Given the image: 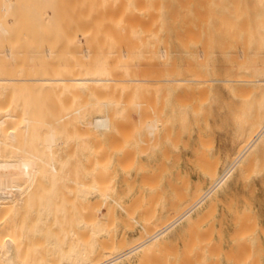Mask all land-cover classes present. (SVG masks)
I'll return each instance as SVG.
<instances>
[{
  "label": "bare ground",
  "instance_id": "bare-ground-1",
  "mask_svg": "<svg viewBox=\"0 0 264 264\" xmlns=\"http://www.w3.org/2000/svg\"><path fill=\"white\" fill-rule=\"evenodd\" d=\"M120 1V0H119ZM118 1V2H119ZM34 2H35V6H36V8H37V10H38V14H39V19H40V22H45V19L46 18H49L50 19V22H52V11H53V8H54V0H34ZM121 2V7L119 6V4L117 5V7H120V12L122 11H125L127 14H128V17L127 16H125V17H123V22L122 23H124L128 28L130 27V29H132V30H144V31H153V30H161L160 32H162V30H163V32H165L164 33V35L163 36H166L165 34H167V32H168V29H169V31H170V33H171V35L168 33L167 34V37L166 38H168V35H169V38H170V36H172V34L174 35V32L172 33V31L173 30H177V28H179V31L180 30H182V29H185V30H188L187 32H189V31H191L195 36H197V37H199L200 35H206V36H203V37H207V42H206V44H204L205 42L203 41V40H201V42H202V44H204V45H202L200 42L199 43H197L196 41V39H192V42L194 43V44H190V43H192L191 42V38L192 37H190V39H188L187 41H185V39L184 40H182L183 38H181V36H180V39L182 40V41H180V39H179V43L177 44V41H175V39H173L174 40V43L175 44H173V46L174 45H178V49H179V44H180V46H182V48L181 49H183V57H184V62H185V67L183 68V69H185L184 70V74H183V76H181L182 74V72H180V70L179 69H181V68H179L178 70L179 71H177V73H175L174 71V69H176V68H174L173 67V72H172V70H171V72L172 73H174L175 74V77H176V74H178V72H179V76H181V77H173L174 75L170 72L169 73V71H170V69L171 68H169L168 66H164V68L165 67H168V69H167V72H166V74L163 72H160L162 69L161 68H163V67H161L160 69L159 68H156L155 69V67L156 66H154L155 64H156V61L158 62V60L157 59H159V58H163L164 60L166 59V58H168L169 57V55H168V53L170 52H168L167 50H168V45H170V43H168V41L166 42L165 41V37L164 38H162V39H164V41L166 42V43H168L167 45H166V43L165 42H163L162 40V44H164V45H162V47L163 46H166L165 48H163V50H165L166 48V51H163L162 49L160 50L159 48L161 47V46H156L155 44L157 43V41H156V43L154 44L155 46H156V48L157 47H159L158 49L161 51L160 53V57L158 56V58L156 57V54L154 53L155 52V50H154V48H153V50L150 52V54H149V56H150V58L152 59V60H154V62L155 63H153V61L152 60H150V61H152V62H149V64L150 63H152V72H153V70H155V72L157 73H161L162 75L164 74V78L163 79H160V76H162L161 74H160V76H157V75H155V78H159V80H157V79H155V78H153L154 76L152 75V72H151V74H148V75H150V79H147V78H149V77H145V78H140L139 76H137L138 74H136L135 75V73L134 74H132V73H130L129 72V70H128V73H130L129 74V77L130 76H132V75H134V77L132 78V77H130V79L128 78V79H125L124 77H122L123 79H125V80H120V82H121V84L123 83V86H124V84L126 85V86H128L129 85V87H130V89L131 88H134L135 89V91L137 92V90H138V95L140 94V92L142 93L143 91H144V89L145 88H142L141 86V84H145V85H149V86H151V87H154L155 89L156 88H158V87H163V88H166L168 91H170L171 89H176V88H178V89H180L181 87L182 88H184V87H188L189 85H193V86H199V87H197V89H199V90H201L203 87L206 89L207 87L209 88V90H211V94L212 93H215V96H214V98H215V102H216V104H219L220 105V107L218 108V115L220 116V114H224L222 117H223V119H222V121L223 120H225V121H223V123H225L226 121L227 122H229L230 124H231V126L230 127H233L234 128V139H233V141H232V144H231V148H230V150H228V151H226V153L225 154H223V155H220V154H215L214 156H213V158L211 159V161L208 159V162L206 163V161H202V163H203V165H202V168H201V170L203 169V167H205L204 169H206V167H207V165H208V167L207 168H209V167H211V168H209L210 169V172L208 173L207 172V174H206V172H205V170L203 171V172H205V174L207 175V177H208V180H207V184H203V186L201 185H199L198 183H195L194 185H196V184H198L196 187H195V192H194V190H192L193 191V193H192V191H191V193L193 194H191L192 196H190V195H184V194H186V192L184 193V194H182L181 195V193L179 192H177V194L179 195L178 196V198H177V196H176V201H174V202H176V203H174L173 201V203H171V200H170V203H163L164 201H162V200H160L161 202H162V204L160 205L161 206V208H160V210L159 211H161L162 210V212L158 215L159 217H157L156 215H155V213H153V211H155V210H153L152 212H151V210L152 209H154V205H153V203H151V206L153 207H150L151 208V210L149 211V209L150 208H148L149 207V202H147V204H148V206H145L144 208L142 207V208H140V214H138L139 216L137 217V218H139L137 221H139L140 222V224H141V229H142V231H141V234H140V231H139V234H140V236L138 235V238L137 239H132L131 238V240H129L127 237H125L124 236V230L122 231L123 232V237H121L120 236V239H117V238H115L114 236H116V234L113 236V237H111L112 235H113V233H115V232H112V235H111V232H110V238L108 237V240L106 239V238H102V240L100 241V239H99V237L100 236H105V235H107V233L109 232V228H111V226L113 225V227H112V229L113 230H116V229H118V228H115L116 227V225L119 223V222H117V224H113V222L115 221V223H116V221L117 220H115L114 219V217L113 216H107V220H106V216H105V214H107L106 212L104 213V219H102L103 218V215H101V213H100V217L99 218H101L102 220H105V221H102L101 219H99V218H97V214H95V211L94 210H96L97 209V206H101L100 204H98V203H95L97 206H96V208L94 207L95 206V204L94 203H92L91 204V206L89 205V207H88V204H87V208L85 207V205H86V203L83 205V206H81V204L82 203H80V205L77 203V205H79V206H77L76 205V207L75 206H73L74 204L72 203V204H70L69 202H68V204H67V201L66 200H62V203L64 202V204H62L63 206L62 207H64L65 208V206H68L69 205V211H70V216H71V219H72V222H74V223H77V222H79V220H80V217H81V215H85V214H82V210H80L79 209V207L80 208H83V207H85L84 209L86 210V212H84L83 211V213H86V216L85 217H83L82 216V218H85V219H83L84 221H86V224H85V222H84V224L85 225H83V226H86L87 227V232L85 231L86 229L83 227V229H82V231L84 230L85 232H79V236H77V237H80L79 239H82V244H81V242H80V240L76 237V235L78 234V233H76L77 231H75V235H73V233L71 232V231H73V230H71L70 232L72 233V236L75 238V241L74 240H71V238L69 237V234H68V237L70 238H65L66 236H67V232L66 233H63V235L62 236H60V240H59V235L57 236V235H55V234H53V238H52V235H50L52 232H50L51 230H52V228H54L55 229V227H56V225H55V227H53V222H52V218H51V220H50V224L48 225V226H46L47 225V222L49 223V221L47 220L50 216H52V215H46L45 214V212H46V210L48 211V210H51V208H48V207H50L49 205L51 204L52 206L51 207H55L54 205H56V204H53V203H56L58 200H61L60 199V196H55L54 195V193H52V191L54 192V190H56V186H54V185H56V182L58 181V180H61V178L62 177H60V173L58 172V170H57V168L56 167H58L60 164H57L58 166H56L55 165V161H56V158L54 157V156H56V154L54 155V152H55V150L56 149H59V141L61 140H59V135H61L60 134V132L61 131H64L65 130V125H66V123H65V121L66 122H68V123H71V119L73 118L74 119V117L75 118H77V121H78V117L80 116V114H81V111H82V113L84 114V112H83V108L84 107H79V108H72V109H74L72 112H70L69 114L67 113L65 116L62 114V116L60 115V117H61V119H60V117L58 118V119H56V120H54L52 117H46L45 116V118L44 117H41L42 115H40V114H37V115H39L38 117H41L40 119H38V117H37V115H35V116H32V115H34L33 113H30V111L29 110H24V113L26 114V113H28V111H29V113H30V115H28V117L29 116H31L32 118L31 119H29L26 115H24L23 114V112H21L24 116H22V117H18L17 116V114H19L18 112H17V109L16 108H18V104L19 103H17V101L18 100H16V102L14 103V104H16V105H18V106H16L15 107V110L14 111H12V110H7V108H6V110H3L2 109V112L0 111V113H1V116H0V212L3 210V209H5V208H8V210L7 209H5V212H6V210L8 211L6 214L7 215H5V212H1L0 213V215L2 216V218H3V215H5V216H10L9 215V213L12 211V213L15 211V210H17L18 211V209H20L21 208V210H19L20 212H19V214L20 213H23L24 215H25V213H26V215L25 216H31L30 215V213L31 212H28V211H25V213L23 212V210H28L29 209V207H31L32 206V201H33V203H34V201H35V206L33 205V208H30L29 210L30 211H32L33 209H35L36 207H37V209H38V206L40 207V205L43 203V204H45L46 203V201L48 200L49 201V205H47V204H45V205H43L44 207L47 205V208L48 209H45V211L44 212H42V215L41 214H39L41 211L40 210H38L37 212V214H39L38 216H35V219H36V217H38L37 218V220L38 221H35L36 223H38L39 221L44 225V226H46L44 229H46V228H48L49 229V232L48 231H46V232H48V233H50L49 235H46L47 233H45L44 232V235H43V237L46 235V238L47 239H49V241H46V238L44 237H42L41 238V240L40 241H42L43 240V244H45V242H47V244L48 245H43L42 244V242H40V245H39V242H38V248H36L37 247V245H36V247H32V246H27L28 248H26V249H29V247H32L33 248V250H31V249H29V251L28 250H22L24 247V245H26V244H24V242H23V244H22V242H21V244L23 245V246H21L20 245V247H18V248H21V249H18L19 251H18V253H21V254H23L24 253V251H26V253H25V255L24 256H26V257H28V258H26V259H29V261L28 260H25V257L24 256H22L21 255V257H22V259H21V261H22V263H21V261L19 260V258H21L19 255H18V253L16 252V254H15V251H16V247L18 246L17 245V242L20 240V238H19V236H18V238L19 239H17V238H13V237H10V230H12V225H11V229L9 228V231H8V229H7V231H8V234H6L5 232H7V231H5L6 230V227H5V230H3V227L4 226H2V225H4V222L0 225V264H26V263H30V259L32 258V260L35 262V264L36 263H38V261H39V263H41V262H44V263H41V264H53V262H54V260L51 262L50 260H51V258L49 257V258H45L44 260L46 261V259H50V260H48L49 262H45V261H42V260H37V259H41L42 257L44 258V256H48V255H50V254H48V255H46L47 254V251H48V249L49 248H51V249H49V251L50 250H52V248H53V246H55L56 244H59L60 246L61 245H63L62 244V241L61 240H63L64 242L67 240V244H66V242H65V246L66 245H68L67 247H69V248H67V247H65V250H67L66 251V257H65V255L63 256V246H61L62 248H60L59 246V248L58 249H60L61 250V252H60V250H58L57 252H59V254H61L62 256H63V258L65 257V259H63L64 261H61L60 260V257H61V255H59L58 253H56V248L54 249L53 248V250H52V253L54 254V257H56V254H57V259H58V264H133V263H131V261H135V260H131L130 259V257L131 256H135V258L137 259V263L136 264H240V261L241 260H244V261H242L241 263H243V264H263L264 263V259L262 260V257H261V255H262V253H261V255H260V252H257V254L256 253H253L254 251H256V249L253 251V252H251V253H249L250 252V247L248 246V247H245V248H240L242 251H240V250H238V248H237V246L238 247H240V245L242 244V243H244L245 242V244H243L244 246H246L247 244H246V239H247V236L248 235H250V234H246V232L245 231H248L249 229L251 230V229H255V228H253L254 227V222H253V224L251 225L250 224V222H249V224H250V228H245L244 227V225H245V223H246V219H249V218H247V217H249V216H251L250 214H245L244 212V208H243V210L242 211H244L243 213H241V215H240V209H239V207L238 206H236V205H234L233 203H229V202H233V199L232 198H230V200L228 201V203H224L222 206H223V208H224V210H223V212L221 213V216L220 217H218L219 215H220V213H219V215L217 216V207H214V206H216V203L214 204V203H212V202H215L216 201V198H215V201H213V200H211V198L213 197V195L215 196V194H217L218 192H221V191H223V190H225L229 185V182H230V180H231V178H232V175L234 174V172H236V170H238V171H240V169H241V171H242V168L244 169H246V168H248L249 167V162H247V166L248 167H246L245 165L243 166V163L244 162H246V161H248V159L250 158V156H251V159H253V157L252 156H254L255 154H253L254 152H256V151H254L255 149H257L258 147H260L261 146V144L263 143V145H264V0H121L120 1ZM2 3V2H1ZM117 4V3H116ZM122 7L124 8L123 10H122ZM0 11H1V13L3 12V14L6 16V15H8V13L10 12V9H11V5L10 4H8V0H5L4 2H3V4L1 5V7H0ZM118 9V8H117ZM119 11V10H118ZM116 12H117V10H116ZM120 12H119V14H120ZM121 12V13H122ZM118 13V12H117ZM124 13V12H123ZM2 15V14H1ZM121 16V15H120ZM116 18H118L117 16H116ZM121 18H122V16L121 17H119V20H121ZM124 18H125V20H124ZM4 19V18H3ZM126 19H128L127 21H126ZM130 20V21H129ZM45 24L48 26L47 28H48V30H53V28L50 26L49 27V25H48V23L47 22H45ZM2 25H4V24H0V37H5L7 34H8V32H7V30L5 29V28H3L2 27ZM119 25V24H118ZM124 25V26H125ZM121 27V26H120ZM117 28V27H116ZM172 28H176V29H172ZM170 29H172V31L170 30ZM125 30V29H124ZM128 30V29H127ZM127 30H125V32H127ZM132 30H131V32H132ZM184 30V31H185ZM193 30V31H192ZM194 30H196V31H194ZM122 31V30H121ZM156 31H153L152 33H155ZM167 31V32H166ZM178 31V30H177ZM177 31L175 32V33H177ZM184 31H183V33H184ZM199 31V32H198ZM49 32H51V31H49ZM143 32V31H142ZM181 32V31H180ZM186 32V31H185ZM186 32V34H191V33H187ZM119 33V32H118ZM116 33L117 35H118V37H120L121 35H122V37L126 34V33ZM132 33H136V32H132ZM152 33H150V34H152ZM182 33V36H184V37H188V35L187 36H185L184 34ZM139 34V33H138ZM138 34H136V35H138ZM147 34V33H146ZM145 34V35H146ZM161 34V33H160ZM179 34V33H178ZM178 34H175V36H172V37H176V35H177V37L179 38V35ZM181 34V33H180ZM127 35V34H126ZM125 35V36H126ZM135 35V36H136ZM144 35V36H145ZM157 36L159 35V34H156ZM156 35H154L153 34V36L155 37ZM125 36L123 37V38H125ZM129 37V39L132 41V44L130 45V46H128V47H130V48H128V51L129 52H126L127 53V56L126 57H129L128 56V53H132V51H130L129 49H134V48H132L133 46H134V42H138L137 40H135L134 38V41H133V39L132 38H130L131 36L130 35H128ZM134 36V37H135ZM140 36V39H141V37H143V35L141 36V35H139ZM148 36H149V34H148ZM159 36H161V35H159ZM159 36H158V38H159ZM190 36V35H189ZM122 37H120V38H118V40L119 41H121L122 39ZM199 37V38H200ZM137 38H138V36H137ZM200 38V39H201ZM139 39V40H140ZM144 39V38H143ZM155 39V38H154ZM145 40V39H144ZM148 41H149V39H147ZM146 40V41H147ZM153 40V39H152ZM159 40V39H158ZM167 40V39H166ZM168 40H170V39H168ZM173 40H172V42H173ZM177 40V39H176ZM117 41V40H116ZM141 41V40H140ZM143 41V40H142ZM151 41V40H150ZM154 41V42H155ZM121 42H125L124 40H122ZM144 42V41H143ZM153 42V41H152ZM153 42V43H154ZM121 44L122 45V47H123V45L124 44ZM159 43V42H158ZM201 44V46H202V49L200 50V49H198V47H197V49L199 50L198 51V53L196 54V52H195V54L193 53V52H191L192 50H189V48L191 47H189V45H195V44ZM136 44H139V43H136ZM143 45V44H142ZM120 46V45H119ZM155 46H153V47H155ZM168 46V47H167ZM197 46H199V45H197ZM121 47V46H120ZM137 46H135V48H136ZM143 47H144V45H143ZM175 47V46H174ZM177 47V46H176ZM175 47V48H176ZM151 48V47H150ZM150 48H149V50H150ZM173 48V47H172ZM204 48V49H203ZM9 49V48H8ZM117 49H119V48H117ZM117 49H115V51H117L118 52V50ZM139 49V48H138ZM142 49H145V47L144 48H142ZM180 49V50H181ZM6 50V49H5ZM11 49H9V51L8 50H6L5 52H6V54H5V52H4V54L3 55H5L4 57H5V59L7 58V59H10V60H12V58L11 57H13V55H12V53H11V51H10ZM13 50V49H12ZM136 50V49H135ZM148 50V51H149ZM169 50H170V48H169ZM134 51V50H133ZM144 51H146V49L144 50ZM176 51V50H175ZM116 52V53H117ZM138 52V51H137ZM137 52H135L133 55H134V58H135V56H139L140 57V55H137ZM168 52V53H167ZM179 52V51H178ZM11 53V55H9ZM139 53V52H138ZM141 53V52H140ZM143 54L142 55H145L144 54V52H142ZM193 53V54H192ZM1 54V53H0ZM43 54H45V55H43L44 56V58L47 60V59H49V58H51V55L53 54V52H52V50L50 51V49H48V50H45V51H43ZM123 54H124V52H123ZM171 54V53H170ZM172 54H175V53H172ZM181 54V53H180ZM118 55V54H117ZM125 55V54H124ZM123 55V56H124ZM133 55L131 56V59H129V60H132V57H133ZM141 55V56H142ZM147 55V54H146ZM159 55V54H158ZM195 55V56H194ZM1 56H2V54H1ZM123 56H122V60L124 59L123 58ZM148 56V57H149ZM88 57V56H87ZM125 57V58H126ZM146 57V56H145ZM1 58V57H0ZM179 58V57H178ZM6 59V60H7ZM120 59V58H119ZM118 59V60H119ZM138 59V58H137ZM144 59H146V58H144ZM175 59V58H174ZM194 60L195 62H194V65L193 64H191L192 62H191V60ZM14 60V59H13ZM51 60V59H50ZM126 60L128 61V59L126 58ZM166 60H168V59H166ZM180 60V59H179ZM178 60V61H179ZM30 61H32V60H30ZM127 61H125V63H127ZM135 61V60H134ZM144 61V60H143ZM149 61V60H148ZM161 61V60H160ZM1 63H3L2 61H0ZM6 62H9V61H5L4 63L5 64H2V66H0V67H2V69L0 68V71L1 70H4L3 69V67H4V65H8V64H6ZM136 62V61H135ZM140 62H142V61H140ZM147 62V59H146V61H145V63ZM162 62H163V60H162ZM167 62V61H166ZM165 62V63H166ZM169 62V61H168ZM191 62V63H190ZM10 63H12V62H10ZM32 63V62H31ZM130 63V62H129ZM139 63V62H138ZM144 63V64H145ZM180 63V62H179ZM178 63V64H179ZM182 64H183V62H181ZM14 64V63H13ZM128 64V63H127ZM136 64V63H135ZM140 64V63H139ZM138 64V65H139ZM142 64L143 63H141V66H142ZM143 64V65H144ZM154 64V65H153ZM12 65V64H11ZM15 65V64H14ZM14 65H13V67H14ZM90 65H92V64H89V67H90ZM129 65V64H128ZM130 65H132V64H130ZM137 65V64H136ZM138 65H137V68H138ZM145 65H147L148 66V62H147V64H145ZM144 65V66H145ZM156 65H158V63L156 64ZM167 65V64H166ZM16 66V65H15ZM126 66V65H125ZM141 66H140V69L139 70H141L140 72H139V74H141V72L143 73V72H145V74L143 73L142 75H147V73H148V71H147V67H146V69L144 68V66H142V68H141ZM159 66V65H158ZM172 66H174V61H173V64H172ZM12 67V68H13ZM18 67V66H17ZM32 67V66H31ZM43 67V66H42ZM120 67H122V66H120ZM133 67H135V65L133 66ZM132 67V69H130V70H134V72H135V69ZM150 67V66H149ZM148 67V68H149ZM177 67V66H176ZM183 67V66H182ZM6 68H7V66H6ZM5 68V69H6ZM8 68H9V66H8ZM30 68V67H29ZM50 68H52V67H50ZM128 68V67H127ZM130 68H131V66H130ZM15 69V68H14ZM20 69V68H19ZM166 69V68H165ZM10 70V69H9ZM21 70V69H20ZM83 70V69H82ZM81 70V71H82ZM143 70H145V71H143ZM157 70V71H156ZM160 70V71H159ZM17 71V70H16ZM15 71V73L17 74V72ZM147 71V72H146ZM210 71V78L209 79H207V77L205 76L206 74H207V72H209ZM1 73H2V71H1ZM0 73V74H1ZM10 74H11V72H9ZM22 73H23V71H22ZM122 73V72H121ZM124 73V72H123ZM157 73V74H158ZM21 74V73H20ZM94 74V73H93ZM120 74V73H119ZM118 74V75H119ZM126 74V73H125ZM12 75V74H11ZM116 73H115V75H113V76H117V77H120L121 75H119L118 76ZM10 76V75H9ZM15 77H17L16 75H14ZM41 76H43V75H41ZM58 76V75H57ZM69 76L71 77V75L69 74ZM74 76H76L77 77V75H74ZM74 76H73V78H74ZM80 76V75H79ZM125 76V75H124ZM136 76V77H135ZM152 76V77H151ZM46 77V76H45ZM30 78V79H13V78H9V77H7V76H5V75H0V85L1 86H3V85H11V86H13V87H10L11 88V90H10V93H11V96L13 95V97H14V99H15V96H14V94H18V93H20V95H19V97L20 98H22L26 93H28V92H26L25 93V91L23 92V85H21V84H26V85H24V86H26V87H28V88H26V87H24V89L26 88V89H29V87H31L32 86V88L34 87V88H38L39 89V92H40V90L42 89V86L41 85H43V87L45 88L46 87V90H49L50 92H53L54 90L55 91H59L60 89H66V91H67V89L69 88V87H74V86H79V85H81V86H86L88 89H89V91H90V93H91V91H99L100 93H103V91L101 92V90H102V85L104 86V85H106V84H108L107 82H115V81H106V80H102V78L100 79H91V78H89V79H84V78H82V79H70V78H62L61 76L60 77H55V78ZM67 77V76H66ZM116 77V78H117ZM205 77H206V79H205ZM115 78V77H114ZM121 78V77H120ZM121 78V79H122ZM162 78V77H161ZM118 82V81H117ZM106 83V84H105ZM19 84V85H18ZM29 84H31L30 86H29ZM14 85H16V87H17V89H15L16 87L14 86ZM18 85V86H17ZM35 85V86H34ZM109 85V84H108ZM112 85V84H111ZM141 85V86H140ZM206 85V86H205ZM0 86V87H1ZM19 86H21V89L19 88ZM193 86H191L190 88L192 89V87ZM201 86V87H200ZM203 86V87H202ZM15 87V88H14ZM52 87H53V90H52ZM55 87H56V89H58V88H60V89H58V90H56L55 89ZM137 87H140V88H137ZM12 88L14 89L13 91H12ZM42 89L41 91L43 92V90H45V89ZM49 88V89H48ZM196 87H194L193 89H195ZM203 88V89H204ZM208 88L206 89V90H204V91H202V93L204 92V93H206L207 92V90H208ZM113 89V88H112ZM130 89H128L129 90V92H130ZM137 89V90H136ZM148 89V88H147ZM202 89V90H203ZM8 90V89H7ZM7 90L5 91V92H7ZM30 90V89H29ZM70 90H72L71 88L68 90V91H70ZM118 90H120V89H118ZM127 90V91H128ZM140 90H142V91H140ZM152 90V89H151ZM181 90V89H180ZM184 90V92H186L185 90H187V88L185 89H183ZM198 90V91H199ZM2 91V90H1ZM9 91V90H8ZM22 91V92H21ZM48 91V92H49ZM65 91V90H64ZM126 91V93L124 94V96L125 95H127L126 97H128V95L129 94H127V93H129V92H127ZM134 91V92H135ZM147 90H145L144 92H146ZM188 91V90H187ZM212 91H214V92H212ZM3 92V91H2ZM2 92H0V93H2ZM14 94H13V93ZM16 92V93H15ZM60 92H63V90H61ZM70 92H77V90L76 91H74V89H73V91H70ZM88 92V91H87ZM109 92H110V90H109ZM135 92V93H136ZM148 92V91H147ZM164 92V91H163ZM191 92V91H190ZM209 92V91H208ZM25 93V94H24ZM44 93V92H43ZM47 93V92H46ZM74 93V94H75ZM94 92H92L91 94H93ZM112 93H114V91L112 92ZM116 93H117V91H116ZM115 93V94H116ZM155 93V92H154ZM180 93V92H179ZM193 93H195L194 91H193ZM192 92H191V94H193ZM202 93H200V91H199V97L201 96L200 94H202ZM204 93L202 94L203 96H202V98H204V97H206V95L204 96ZM209 93V94H210ZM8 94H9V92H8ZM21 94H24L23 96L21 95ZM49 94V93H48ZM53 95H57V94H54V93H52ZM90 94V95H91ZM96 93H94V95H95ZM134 94V93H133ZM143 94V93H142ZM188 95H189V93H187ZM186 94V95H187ZM1 95V94H0ZM68 95V94H67ZM90 95H89V97H90ZM100 95V94H99ZM113 95V94H112ZM111 95V96H112ZM116 95H118V93L116 94ZM141 95V94H140ZM144 95V97H147L146 96V94H143ZM155 95V94H154ZM196 94H194V96H195ZM197 95V96H198ZM208 95V94H207ZM213 95V94H212ZM217 95V96H216ZM220 95H224L225 97H223V96H221L220 98H219V96ZM4 96L5 97H7L6 96V94L4 93ZM75 96H78V93L77 94H75ZM87 96V93H86V95H85V97ZM110 96V97H111ZM151 96V97H150ZM149 97L150 98H148V100L150 99V100H153V99H151L152 98V96H153V94H152V91H151V95H150ZM161 96H162V94H161ZM211 96V95H210ZM9 97H10V94H9ZM9 97H7L8 99H9ZM100 97H104V96H102V94H101V96H98V98L100 99ZM176 97V96H175ZM179 96H177V98H178ZM189 97V96H188ZM223 97V98H222ZM11 98V97H10ZM17 98H18V96H17ZM20 98H18V99H20ZM53 98V97H52ZM75 98V97H74ZM73 98V100L75 101V99ZM118 98H119V96H118ZM132 98V97H131ZM156 98V97H155ZM202 98H201V100H202ZM208 98V97H207ZM219 98V99H218ZM4 99V98H3ZM6 99V98H5ZM7 99V100H8ZM13 99V98H12ZM12 99H10V100H12ZM67 99V98H66ZM69 99V98H68ZM77 99V98H76ZM87 99V98H86ZM86 99L84 98V99H82L81 98V105H83L84 103H87V102H84L83 104H82V102L83 101H86ZM107 99V98H106ZM124 99H126V98H124ZM129 99H130V97H128L127 98V100H124L122 103H124L125 101L128 103L129 102ZM134 99V98H133ZM178 99H180V97L178 98ZM182 100L184 99L183 98V96H182V98H181ZM186 99V98H185ZM190 99V98H189ZM188 99V100H189ZM65 100V99H64ZM201 100H200V98H199V101L201 102ZM205 100H207L206 98H205ZM204 100V101H205ZM214 100V99H213ZM13 101L14 100H12V102L11 103H13ZM32 101V100H31ZM57 101V100H56ZM96 101H98V100H96ZM96 101H95V103H96ZM100 101H101V99H100ZM109 101H110V99H109ZM114 101H116V100H114ZM131 101V100H130ZM145 101V100H144ZM161 101V100H160ZM167 101V100H166ZM179 101V100H178ZM181 101V100H180ZM196 101V100H195ZM1 102V101H0ZM4 102L6 103V101L4 100ZM19 102V101H18ZM30 102V101H29ZM41 102V101H40ZM64 102V101H63ZM91 102V101H90ZM93 102V101H92ZM141 102H143V101H141ZM154 102H156L155 100H154ZM162 102V101H161ZM188 102V101H187ZM209 102V101H208ZM214 102V101H213ZM215 102H214V104H215ZM218 102V103H217ZM25 103H28V102H25ZM39 103V102H38ZM44 103V102H43ZM118 103V102H117ZM210 103V102H209ZM2 104H4V103H2ZM8 104H9V100H8ZM14 104H10L9 106H8V108H12L13 106H14ZM36 104V103H35ZM88 104H89V101H88ZM93 104V103H92ZM126 104V103H125ZM124 104V105H125ZM180 104V103H179ZM184 104V103H183ZM182 104V105H183ZM195 104H196V108L195 107H193V108H195V110L197 109V103L195 102ZM194 104V105H195ZM201 104V103H200ZM46 105H48V104H46ZM60 105V104H59ZM65 105L66 104H64L63 105V107H65ZM70 105V104H69ZM90 105V104H89ZM137 105V104H136ZM145 105V104H144ZM147 105V104H146ZM160 105H162V103H160ZM181 105V106H182ZM38 106V105H37ZM36 106V107H37ZM43 106V105H42ZM44 106H45V104H44ZM58 106V105H57ZM139 106V105H138ZM151 106H152V104H151ZM180 106V105H179ZM180 106V107H181ZM193 106V105H192ZM218 106V105H217ZM2 107V106H1ZM4 107V106H3ZM26 107H28V106H26ZM39 107V106H38ZM51 107V106H50ZM60 107V106H59ZM66 109H68L69 107L66 105ZM72 107V106H71ZM76 107V106H75ZM161 106H159V108H160ZM200 107V106H199ZM210 107V106H209ZM10 108V109H11ZM53 108H54V106H53ZM89 108H90V106H89ZM158 108V109H159ZM183 108V107H182ZM184 108H185V106H184ZM188 108V107H187ZM203 108V107H202ZM13 109V108H12ZM31 109V108H30ZM36 109V108H35ZM40 109V108H39ZM114 109V108H113ZM120 109V108H119ZM118 109V111H120ZM152 109V108H151ZM157 109V108H156ZM171 109V108H170ZM173 109V108H172ZM200 109V108H199ZM22 110H23V108H22ZM32 110V109H31ZM61 109H59L58 108V114H60V113H62L61 111H60ZM69 111H70V109H68ZM68 110H66L65 111V113L68 111ZM177 111H179V109H178V107H177V109H176ZM183 110V109H182ZM192 110V109H191ZM191 110H190V112H191ZM20 111H21V109H20ZM59 111H60V113H59ZM89 111V110H88ZM115 111L116 110H114V113H115ZM142 110H140V112H141ZM158 111V110H157ZM193 111V110H192ZM201 111H202V109H201ZM225 112V113H223V112ZM14 112L16 113V114H14ZM46 112H49V111H46ZM173 112V111H172ZM183 112V111H182ZM196 112H197V110H196ZM211 112V111H210ZM3 113H5L4 115H2ZM64 113V114H65ZM112 113V112H111ZM142 113V112H141ZM202 113H204V112H202ZM208 113V112H207ZM32 114V115H31ZM42 114H43V116H44V113L42 112ZM47 114V113H46ZM45 114V115H46ZM57 114V115H58ZM115 114H117V112L115 113ZM159 114V113H158ZM157 114V115H158ZM209 114V113H208ZM50 115H51V112H50ZM109 115H112V114H109ZM142 115H144L145 116V114H142ZM149 115H150V112H149ZM149 115H147V116H149ZM153 115H155V112H153ZM20 116V115H19ZM49 116V115H48ZM64 116V117H63ZM119 116V115H118ZM183 116V115H182ZM184 116H185V114H184ZM196 116V115H195ZM200 116H203V115H200ZM199 116V117H200ZM209 116H210V114H209ZM33 117H37V119H34ZM63 117V118H62ZM81 117V116H80ZM109 116H95V117H93L91 120H89V121H87V122H83V121H79V124H78V126H76L77 124H75V122H73L72 121V123L73 124H75V127L76 128H78L79 127V129H78V131H81V133L83 134V135H85L86 136V134L87 135H89V137H95L96 135H97V137H98V134L99 135H101V133H103V132H105V131H107V130H109V118H111V117H109ZM143 117V116H142ZM151 117V116H150ZM149 117V118H150ZM206 116H204V118H205ZM213 117V116H212ZM221 117V118H222ZM20 118V119H19ZM42 118H44V120L42 119ZM48 118V119H47ZM53 120H52V119ZM71 118V119H70ZM83 118V117H82ZM126 118H127V116H126ZM145 118V117H144ZM186 118V117H185ZM196 118H197V116H196ZM45 119H47V120H45ZM114 119V118H113ZM169 119V118H168ZM181 119H182V117H181ZM191 119H194V117L192 116L191 117ZM32 120V121H31ZM36 120V121H35ZM40 120V121H39ZM64 122H63V121ZM140 120H142V118L141 119H139V121ZM145 120V119H144ZM170 120V119H169ZM185 120V119H184ZM183 120V121H184ZM15 121H20V124H17V128L16 129H13L12 127V124H10L11 122L12 123H17V122H15ZM37 121H39L38 123H36ZM44 121L46 122L47 121V123H46V125H44L45 123H44ZM49 121V122H48ZM54 122V123H52V122ZM58 123L57 125L58 126H60V127H56V122ZM60 121H61V123H60ZM70 121V122H69ZM160 121V120H159ZM162 121V120H161ZM164 121V120H163ZM195 121V120H194ZM219 121H221L220 119H219ZM9 124H8V123ZM42 122H43V124H42ZM117 122V121H116ZM121 122V121H120ZM145 122V121H144ZM175 122V121H174ZM181 122H182V120H181ZM180 122V123H181ZM32 123V124H31ZM62 123H64V124H62ZM72 123H71V129L73 130L74 128H73V126H72ZM115 123V122H114ZM118 123V122H117ZM131 123V122H130ZM130 123H128L129 125H130ZM141 123V122H140ZM143 123V122H142ZM158 122H157V120H156V118L153 120L152 119V121H150V122H147L146 124H145V128H146V130L148 131V135L150 136V137H152V136H156L155 134V131L157 130V128H158V124H157ZM162 123V122H161ZM169 123V122H168ZM13 124V125H14ZM39 125V124H42V125H44V130H42L41 132H40V130L39 131H36V129H38L39 127L41 128L42 127V125L40 126L39 125V127L37 128V126H35V125ZM53 124V125H52ZM55 124V125H54ZM138 124V123H137ZM160 124V123H159ZM195 124V123H194ZM205 124V123H204ZM207 124V123H206ZM16 125V124H15ZM14 125V127H16ZM20 125V126H19ZM31 125H32V127L34 128V126H35V131L33 130V128H31ZM34 125V126H33ZM69 125H67L66 126V129L68 128L69 129ZM117 125H119L120 126V128L123 126L122 124L120 125V124H117ZM129 125L127 126L129 129H130V127H129ZM136 125V124H135ZM140 125V124H139ZM138 125V126H139ZM162 125V124H161ZM9 126H11L9 129H5V127L7 128V127H9ZM53 126H54V128H53ZM81 126H83V127H85V128H83V127H81ZM182 126V125H181ZM180 126V127H181ZM200 125H198V127H199ZM215 126V125H214ZM228 126V127H229ZM81 127V128H80ZM125 127V126H124ZM124 127H122V128H124ZM185 127V126H184ZM191 127V126H190ZM210 127H211V125H210ZM61 129V131H58L57 129ZM121 128V129H122ZM126 128V127H125ZM143 128V127H142ZM192 128V127H191ZM202 128V127H201ZM87 129H88V131L89 132H91L93 135H95V136H93L92 134H91V136H90V134H89V132L87 131ZM128 129V130H129ZM139 129V128H138ZM170 129V128H169ZM189 129V128H188ZM198 129V128H197ZM71 130V131H72ZM85 130V131H84ZM215 130H216V128H215ZM220 130V129H219ZM66 131H68V133H69V131H70V129L69 130H66ZM87 131V132H86ZM124 131H126V130H124ZM136 131V130H135ZM138 131V130H137ZM167 131V130H166ZM182 130L180 129V131H176V133L178 132V134L181 132ZM191 131H193V130H191ZM198 131V130H197ZM209 131V130H208ZM39 134H38V133ZM58 132V133H57ZM75 132V131H74ZM85 132V133H84ZM168 132V131H167ZM166 132V133H167ZM63 133V132H62ZM77 133V132H76ZM128 133V132H127ZM136 133H138V132H136ZM164 133V132H163ZM227 133H229V131L227 132ZM38 134V135H37ZM75 133H73V135H74ZM78 134V133H77ZM121 134V133H120ZM37 135V136H36ZM63 135H65V134H63ZM71 135V134H70ZM72 135V136H73ZM80 135V134H79ZM146 135V134H145ZM168 135V134H167ZM177 135V134H176ZM175 135V136H176ZM198 135H199V133H198ZM115 136L116 135H114V137H112L113 139L115 138ZM162 136V135H161ZM181 136V135H180ZM188 136H189V134H188ZM37 138V139H39V140H36V141H34V139L33 138ZM74 137V136H73ZM79 137V136H78ZM77 137V138H78ZM80 137H81V135H80ZM126 137V136H125ZM139 137V136H138ZM168 137H169V135H168ZM65 138V137H64ZM69 138H70V136H69ZM72 138V137H71ZM86 138V137H85ZM85 138H84V140H85ZM137 138V137H136ZM171 138V137H170ZM188 138V137H187ZM200 138H202V137H200ZM81 141H82V139L81 138H79ZM87 139V138H86ZM98 139V138H97ZM154 139L156 140L157 138L156 137H154ZM179 139V138H178ZM203 139V138H202ZM209 139H210V137H209ZM212 139V138H211ZM33 140V141H32ZM62 140H63V137H62ZM71 140V139H70ZM90 140V138L88 139V141ZM118 140V142L121 140V137H120V140L119 139H117ZM117 140H116V142H117ZM146 140V139H145ZM174 140V139H173ZM182 140V139H181ZM187 140V139H186ZM204 140V139H203ZM21 141H23V142H21ZM75 141V140H74ZM91 141H93L92 139H91ZM113 141H115V140H113ZM179 141V140H178ZM185 141V140H184ZM209 141V140H208ZM26 142H29V143H26ZM34 142L37 144H34ZM62 142H65V141H62ZM77 142H79L78 140H77ZM86 142H87V140H86ZM93 142H95V141H93ZM112 142V141H111ZM127 142V141H126ZM175 142V141H174ZM174 142H173V144H174ZM210 143H211V140L209 141ZM30 143H32L33 144V146L35 145L36 147L34 148L33 146L31 147V144ZM81 143V142H80ZM125 143V142H124ZM177 143V142H176ZM205 143H207L206 142V140H205ZM205 143H203V145L205 144ZM24 144V145H23ZM63 144V143H62ZM74 144H76V143H74ZM96 144H97V142H96ZM110 144V143H109ZM121 144V143H120ZM186 144V143H185ZM200 144H201V139H200ZM199 144V145H200ZM94 145V144H93ZM98 145V144H97ZM101 145V144H100ZM146 145V144H145ZM155 145V144H154ZM197 145V144H196ZM208 145H210V144H208ZM207 145V146H208ZM258 145H260V146H258ZM37 146H38V148H37ZM59 146V147H58ZM61 146H65V145H61ZM72 146V145H71ZM70 146V147H71ZM81 146V145H80ZM95 146V145H94ZM174 146H176V145H174ZM211 146V145H210ZM258 146V147H257ZM30 147H31V149H30ZM66 147V146H65ZM83 148H85V145L83 144V146H82ZM81 147V148H82ZM99 148H97V150H99L100 149V146H98ZM110 147V146H109ZM141 147V146H140ZM206 147V146H205ZM33 148H34V150H33ZM104 148V147H103ZM145 148V147H144ZM167 148V147H166ZM62 148H60V150H61ZM65 149V148H64ZM63 149V150H64ZM70 149V148H69ZM72 149V148H71ZM139 149V148H138ZM165 149V148H164ZM163 149V150H164ZM172 149V148H171ZM195 149H197V147L195 148ZM263 149H264V147H263ZM73 150V149H72ZM141 150V149H140ZM142 150H143V148H142ZM173 150V149H172ZM202 150H204V147H203V149H201V152H200V154L202 153ZM261 150V149H260ZM76 151V150H75ZM82 151V150H81ZM96 151V150H95ZM105 151V150H104ZM127 151H129V150H127ZM144 151V150H143ZM208 151V150H207ZM263 151V150H262ZM56 152H58L59 153V150L58 151H56ZM55 152V153H56ZM64 152V151H63ZM67 152V151H66ZM69 152H71V150L69 151ZM90 152V151H89ZM164 152H166L165 150H164ZM205 152V151H204ZM203 152V155H205V153ZM82 153V152H81ZM105 153V152H104ZM131 153L132 152H130V153H127V154H129V156L132 158V156H131ZM138 153V152H137ZM167 153V152H166ZM207 153V152H206ZM260 153V152H259ZM263 153V152H262ZM72 154V153H71ZM76 154V153H75ZM100 154H103V150L101 151V153ZM58 155V154H57ZM60 155V154H59ZM61 155H63V153L61 154ZM64 155H66V154H64ZM78 155V154H77ZM174 156L176 155V154H173ZM179 154H177L174 158L175 159H178V156ZM202 155V156H203ZM250 155V156H249ZM74 156V155H73ZM100 156V155H99ZM98 156V157H99ZM124 156H126L125 154H124ZM128 156V155H127ZM167 156V155H166ZM170 156V155H169ZM249 156V157H248ZM264 156V155H263ZM56 157H58V156H56ZM60 157V156H59ZM68 157V156H67ZM66 157V158H67ZM89 157V156H88ZM102 157V156H101ZM122 157H123V154H122ZM168 157V156H167ZM248 157V158H247ZM54 158H55V161H54ZM65 158V159H66ZM87 158V157H86ZM102 158H104V157H102ZM116 158H118V157H116ZM125 158V157H124ZM128 158V157H127ZM199 158H202V157H199ZM203 158H205V157H203ZM202 158V159H203ZM208 158V157H207ZM210 158V157H209ZM258 158V157H257ZM257 158H256V162H257ZM119 159V158H118ZM192 159V158H191ZM251 159H249L251 162H253V160H251ZM61 160L63 161V157L61 158ZM67 160H68V158H67ZM66 160V161H67ZM70 160V159H69ZM100 160V159H99ZM121 159H119V161H120ZM126 160V159H125ZM162 160V159H161ZM193 160V159H192ZM196 160H198V159H196ZM200 160V159H199ZM204 160V159H203ZM263 160V159H262ZM59 161H60V159H59ZM103 161H105V159L103 160ZM102 161V162H103ZM127 161V160H126ZM131 161V160H130ZM164 161V160H163ZM188 161V160H187ZM201 161L199 162V163H201ZM99 162V161H98ZM122 162H123V160H122ZM172 162H173V160H172ZM209 162H211V163H209ZM57 163H60V162H58V159H57ZM63 163H64V161H63ZM63 163H61V164H63ZM66 163V162H65ZM64 163V164H65ZM196 163V162H195ZM201 163V164H202ZM206 165H205V164ZM254 163V162H253ZM253 163H251L252 164V166L250 165V167L251 168H249L250 170L252 169V167H253ZM125 164H126V162H125ZM163 164V163H162ZM261 164H262V162H261ZM69 165V164H68ZM75 165V164H74ZM87 165H88V163H87ZM169 165V164H168ZM254 165H255V163H254ZM86 166V165H85ZM121 166H122V164H121ZM256 166V165H255ZM255 166L253 167V169L255 168ZM87 167H89V166H87ZM137 167H139V166H137ZM160 167H162L163 168V166H160ZM167 167V166H166ZM170 167V166H169ZM59 168V167H58ZM68 168V167H67ZM66 168V169H67ZM72 168V167H71ZM84 168V167H83ZM161 168V169H162ZM172 168V167H171ZM261 168V170H263L262 168H263V166H261L260 167ZM74 169V168H73ZM126 169H128V167L126 168ZM170 169V168H169ZM178 169H180V168H178ZM177 169V170H178ZM245 169H244V171H245ZM246 170V171H250V170ZM65 170V169H64ZM164 170V169H163ZM162 170V171H163ZM255 170V169H254ZM254 170H252L251 172H253ZM257 170L259 171V168L258 169H256V172H257ZM260 170V171H261ZM70 171H73V170H70ZM69 170H68V172H70ZM154 171V170H153ZM165 171H168V170H165ZM206 171H209L208 169L206 170ZM221 171V173H219ZM243 171V172H244ZM259 171V172H260ZM64 172V171H63ZM89 172V171H88ZM100 172H101V170H100ZM169 172V171H168ZM176 172V171H175ZM178 173L176 174V176L179 174V171H177ZM188 172V171H187ZM243 172H240V173H243ZM247 172V173H248ZM256 172H253V173H256ZM259 172H257V173H259ZM99 173V172H98ZM104 173V172H103ZM102 173V174H103ZM110 173V172H109ZM165 173V172H164ZM253 173H251L252 175H253ZM102 174H100V176L102 175ZM106 174V173H105ZM105 174H103L102 175V177H104V175ZM156 174H158V173H156ZM172 174V173H171ZM175 174V173H174ZM250 174V173H249ZM261 174V172L259 173V175ZM68 175H69V173H68ZM70 175H71V173H70ZM85 175V174H84ZM96 177L98 178V176H99V174H97V172H96ZM152 175H153V177H154V174H153V172L151 173V175H147V177L146 176H144V179L146 178H151L152 177ZM246 175V174H245ZM71 176H75L74 175V173L71 175ZM99 176V178H98V180L100 181L101 180V177ZM158 176V175H157ZM235 176V175H234ZM249 176V175H248ZM248 176H243L245 179L246 178H248ZM60 177V178H59ZM168 177V175L166 176V178L165 179H167L166 181H169L170 180V178L168 179L167 178ZM184 179H185V177L184 176H182ZM74 178V177H73ZM82 178V177H81ZM107 178H109V175H108V177ZM118 178V177H117ZM125 178H126V176H125ZM178 178V177H177ZM181 179L182 181H181V184L183 183V181L185 182V180H187V179ZM188 178V177H187ZM239 178V176H237V179ZM241 176H240V180H241ZM66 179H67V177H66ZM70 179V178H69ZM90 179V178H89ZM142 180H143V174H142V178H141ZM147 179V180H148ZM205 179V178H204ZM64 181H65V178L63 179ZM68 180V179H67ZM106 180V179H105ZM125 180V179H124ZM152 180V179H151ZM242 180H243V178H242ZM43 181H45V182H48V184L47 183H43ZM71 181V180H70ZM91 181H92V178H91ZM98 181V184L100 183ZM132 181H133V179H132ZM141 181V180H140ZM153 181H155L154 179L151 181V183L153 182ZM172 181H174V180H172ZM194 181V180H193ZM239 181V180H238ZM40 182H42L41 184H40ZM59 182V181H58ZM61 183H62V181H60ZM73 182V181H72ZM71 182V183H72ZM85 181H83L82 183H84ZM131 182V181H130ZM144 182V181H143ZM149 182V181H148ZM55 183V184H54ZM76 183V186H77V183H80V184H78L80 187H81V190H79L80 188H78L77 190H79V192H84V191H87V190H84L82 187H86L87 188V186H83L82 185V183L80 182V179H79V182H74V184ZM107 184H108V180H107V182H106ZM134 183H136V182H134ZM154 183H157V182H154ZM169 183H171L172 185H174L172 182H170L169 181ZM237 183V182H236ZM39 184V185H38ZM47 184V185H46ZM52 184V186H54L55 188H54V190H53V188H52V186H51V188H50V186H48V185H51ZM58 184V183H57ZM102 184V182L99 184V186L97 185L96 187L97 188H99L100 187V185ZM107 184H106V186H107ZM127 184V183H126ZM153 184V183H152ZM170 184V185H171ZM180 184V186H183V184L181 185ZM186 184V183H185ZM193 184V183H192ZM200 184H202V183H200ZM261 184V183H260ZM42 189H40L38 186ZM46 186V187H44V186ZM61 185V184H60ZM60 185H58L57 186V189H58V191L57 192H60V191H62L63 192V190L61 189V190H59L60 188H59V186ZM66 185H68L67 183L65 184L64 183V186H66ZM104 184H102L101 186L103 187L102 188V190H105V188H104V186H103ZM169 185V184H168ZM176 185H177V182H176ZM47 186L49 187V188H47ZM63 186V185H62ZM69 186V185H68ZM72 186V185H71ZM78 186V187H79ZM143 186H144V184H143ZM180 186H178V187H175V189L176 188H179ZM263 186V185H262ZM37 187V188H36ZM42 187H44V188H42ZM67 187V186H66ZM65 187V188H66ZM93 187L94 186H92L91 187V189L92 190H94L93 189ZM162 187H163V185H162ZM174 187V186H173ZM185 187V186H184ZM198 187H200V188H198ZM39 188V189H38ZM46 188H47V191L46 192H44L45 190H46ZM64 188V189H65ZM69 188H70V191H71V187L69 186ZM95 188V187H94ZM134 188V187H133ZM171 188V187H170ZM181 188V187H180ZM52 189V190H51ZM73 189H75V187L74 188H72V190ZM128 189V188H127ZM129 189H131V188H129ZM150 189V188H149ZM166 189V188H165ZM199 189V190H198ZM42 191V194H40L38 191ZM101 190V191H102ZM140 190V189H139ZM144 190H145V187H144ZM163 190H164V188H163ZM198 190V191H197ZM99 191H100V188H99ZM142 191V190H141ZM189 191V190H188ZM197 191V192H196ZM65 192V191H64ZM66 192H67V189H66ZM65 192V193H66ZM75 192V191H74ZM77 192V191H76ZM79 192H77V194H81V193H79ZM105 192V191H104ZM128 192V191H127ZM37 193H39L40 195H41V197H38L39 196V194L37 195ZM44 193H46L47 195H48V197L49 198H51V199H54V200H51V202H50V199H44L43 197H44V195L45 196H47L46 194H44ZM50 193V194H49ZM72 193V191L70 192V194ZM225 193V192H224ZM44 194V195H43ZM51 194H53V196L51 195ZM56 194V193H55ZM68 194V193H67ZM84 194V193H83ZM156 194H158L157 193V191H156ZM174 194V193H173ZM187 194H189V193H187ZM227 193H225V195H226ZM58 195H59V193H58ZM64 195V194H63ZM75 195V193H73V196ZM91 195V194H90ZM140 195V194H139ZM152 195V194H151ZM224 195V196H225ZM72 196V198L74 199L75 197H73ZM149 196V195H148ZM161 196V195H160ZM172 196V195H171ZM244 197H245V195H243ZM54 197H56V198H58V200L57 199H55ZM66 198L68 197V199H69V196H65ZM76 197H77V195H76ZM128 197V196H127ZM143 197V196H142ZM228 197V196H227ZM39 198V199H38ZM61 198H64V196L63 197H61ZM71 198V200L72 201H75V199L73 200ZM136 198V197H135ZM140 198V197H139ZM154 198V197H153ZM167 198V197H166ZM180 198V199H179ZM42 199V200H41ZM43 199H44V201H43ZM144 199V198H143ZM177 199L179 200V201H177ZM219 200L221 199V198H218ZM41 200V201H40ZM57 200V201H56ZM117 200H118V198H117ZM135 200V199H134ZM134 200H132V201H134ZM140 200V199H139ZM164 200H165V198H164ZM208 200H211L210 201V203L211 204H214V206L212 205V207L210 208L209 206H207V208L206 209H208V210H206L205 209V212H203L202 214H201V210H202V206L204 205V203L206 202V201H208ZM222 200V199H221ZM37 201H39L38 203H41L42 201V203L41 204H38L37 203ZM119 201V200H118ZM137 201V200H136ZM147 201V200H146ZM154 201H155V199H154ZM157 201V200H156ZM225 201V200H224ZM31 202V203H30ZM76 202H78V200H76ZM99 202H101V201H99ZM121 202V201H120ZM151 202V201H150ZM226 202V201H225ZM236 202V201H235ZM26 203V204H25ZM30 203V204H29ZM48 203V202H47ZM58 203V202H57ZM119 203V202H118ZM118 203L116 204L115 203V206H116V208H118ZM145 203V202H144ZM210 203H208V204H210ZM241 203V202H240ZM22 204H23V206H22ZM28 204H29V207H28ZM38 204V205H37ZM67 204V205H66ZM76 204V203H75ZM90 204V203H89ZM102 204V203H101ZM114 204V203H113ZM129 204H131V203H129ZM128 204V205H129ZM136 204V203H135ZM135 204L134 203H132L131 204V206H132V208H131V210L133 209L134 211L136 210V207H134L135 206ZM141 204L142 203H139L138 202V205H140L141 206ZM210 204V205H211ZM236 204V203H235ZM26 205V206H25ZM41 205V206H42ZM71 205V206H70ZM94 205V206H93ZM108 205V204H107ZM127 205V204H126ZM126 205H124L123 204V206H125L124 207V209L125 208H128V206L126 207ZM137 205V206H138ZM207 205V204H206ZM21 206V207H20ZM43 206L42 207H40L39 209H41V208H43ZM92 206L95 208V209H91L92 208ZM111 206H113V205H111ZM120 206V205H119ZM222 206H221V208H222ZM10 207V208H9ZM20 207V208H19ZM22 207H28V208H23L22 209ZM61 206L59 205V206H57V209L56 210H58L59 208H60ZM74 207V208H73ZM104 207V206H103ZM122 207V206H121ZM121 207H119V208H121ZM147 207V208H146ZM12 208H13V210H12ZM18 208V209H17ZM76 208V209H75ZM77 208H78V210H77ZM112 208V207H111ZM118 208V209H119ZM157 208V207H156ZM205 208V207H204ZM37 209H35V210H37ZM62 209V208H61ZM66 209V208H65ZM64 209V213L61 211V214H65V217H68L67 215L69 214V212H68V214H67V209L65 210ZM73 210V212H72V210ZM104 209H105V207H104ZM113 209V208H112ZM112 209H110L108 212H110V213H108V215H111V210ZM115 209V208H114ZM113 209V210H114ZM118 209H117V211H118ZM220 209V208H219ZM10 210V211H9ZM41 210H43V209H41ZM63 210V209H62ZM75 210H77V211H75ZM99 210V209H98ZM112 210V211H113ZM122 210H123V208H122ZM130 210V207H129V210L128 209H125V211H124V213L127 215L128 214V216L127 217H129V216H132L133 215V213H131V212H134V211H131ZM106 211V210H105ZM116 211V212H117ZM127 211L128 212H130V215H129V213H127ZM222 211V210H221ZM51 212H53L54 214L53 215H55V211H53V209H52V211ZM66 212V213H65ZM77 212H79V214L78 215H76V213ZM96 212H97V210H96ZM138 212V213H139ZM219 212V211H218ZM248 212V211H247ZM246 212V213H247ZM15 214H17L16 212H14ZM13 213V216H15V214ZM35 213V212H34ZM46 213H50V211H48V212H46ZM72 213H74L73 214V217H72ZM81 213V214H80ZM98 213V212H97ZM11 214V213H10ZM36 213L34 214V215H37ZM44 214H45V216H46V218L47 219H44V220H46L45 222H43V221H41L43 218H45V216H44ZM52 214V213H51ZM115 214V213H114ZM157 214V213H156ZM199 214H201L200 216H198ZM18 215V214H17ZM24 215H22V216H24ZM34 215L33 216H31V217H33L34 218ZM41 215V216H40ZM57 215H58V213H57ZM59 215H60V212H59ZM117 215V214H116ZM227 215H231L232 216V222H233V225H234V229H235V231H234V233H232L231 235H229L227 232V230H226V228H225V230L227 231H224V229H223V227H224V225L222 224V221H224L225 219H226V217H227ZM244 215H246L245 217H243ZM1 216H0V218H1ZM44 216V217H43ZM75 216V217H74ZM80 216V217H79ZM102 216V217H101ZM135 216V215H134ZM229 216H228V219H229ZM230 216V217H231ZM241 216V217H240ZM253 216V215H252ZM11 217H12V215H11ZM17 217V216H16ZM20 217H21V215H20ZM31 217H26L27 219L28 218H30L31 220H32V222H34L33 221V219L31 218ZM43 217V218H42ZM55 217V216H54ZM61 217V216H60ZM59 217V218H60ZM77 217H79V218H77ZM117 217V216H116ZM121 217V216H120ZM133 217V216H132ZM1 218V219H2ZM9 218V217H8ZM41 218V220H39ZM58 218V219H59ZM70 218V217H69ZM68 218V219H69ZM87 218V219H86ZM239 218H241V222H242V220L243 219H245V221H243L242 223L239 221ZM243 218V219H242ZM21 219H22V217H21ZM34 219V220H35ZM54 219V218H53ZM68 219H64L63 218V221L61 220V222L62 223H64V221H68ZM70 219V220H71ZM127 219V218H126ZM7 220V219H6ZM15 220H16V218H15ZM19 221H20V224L22 223V224H26V223H28V220H26L25 222H24V220H25V218H23L22 220H20V219H18ZM17 220V221H18ZM76 220V221H75ZM78 220V221H77ZM83 220H80V221H83ZM122 220H125L124 219V217H123V219ZM134 220V219H133ZM230 220V219H229ZM5 221V220H4ZM7 221H9V220H7ZM13 221V220H12ZM21 221H23V222H21ZM54 221V220H53ZM56 221V220H55ZM54 221V222H55ZM58 221V220H57ZM110 221V222H109ZM113 221V222H112ZM118 221H120V219H118ZM127 223H128V220H125ZM254 221V220H253ZM34 222V223H35ZM69 222V221H68ZM121 222V221H120ZM123 222V221H122ZM121 222V224H123L124 226H126V224H124V223H122ZM136 222V221H135ZM219 222V223H218ZM251 222H252V220H251ZM0 223H1V221H0ZM45 223H46V225H45ZM58 223V222H57ZM71 223V222H70ZM73 223V226L75 225ZM81 223V222H80ZM130 223V224H129ZM128 224H127V229L128 230H130V228H131V222H129ZM138 223V222H137ZM217 223L219 224V226H216L217 225ZM225 223H226V220H225ZM227 223H229V222H227ZM6 222H5V226H6ZM10 224V223H9ZM31 224V223H30ZM83 224V223H82ZM28 225H29V223L28 224H26V226H25V229L26 230H29V229H31V228H29V229H27L28 228ZM34 224H32V226H33ZM52 225V226H51ZM77 225V224H76ZM81 225V224H80ZM79 225V226H80ZM130 225V226H129ZM222 225H223V227H222ZM247 225H248V223H247ZM247 225H245V226H247ZM2 226V227H1ZM10 226V225H9ZM21 226V225H20ZM24 226V225H23ZM23 226H21V227H23ZM43 226V227H44ZM50 226H51V229H50ZM60 226H61V223H60ZM59 226V227H60ZM63 226V225H62ZM72 226V225H71ZM252 226V227H251ZM259 226V225H258ZM13 227H14V225H13ZM34 227H36V226H34ZM42 227V226H41ZM40 227V228H41ZM67 227V226H66ZM69 227V226H68ZM119 227V226H118ZM7 228H8V226H7ZM58 227H56V229H57ZM62 228V227H61ZM61 228H59L62 232H63V230L61 229ZM81 228V227H80ZM115 228V229H114ZM20 229H22V232H24L23 233V235H21V238H22V236H24L26 233L25 232H28V231H23L24 230V228H20ZM43 229V228H42ZM56 229H55V231H56ZM58 229V230H59ZM64 229H66V228H64ZM120 229V228H119ZM15 230V232L17 231L16 230V228L14 229ZM34 230V232H32ZM36 230H37V228H36ZM68 230V229H67ZM77 230V229H76ZM80 230V229H79ZM78 230V231H79ZM253 230H252V235H253ZM2 231H4V233H2ZM39 231H40V229H39ZM41 231H43V230H41ZM264 231V230H263ZM263 231H262V233H263ZM12 232H14L13 230H12ZM12 233V235L14 234H16L15 236L17 237V234H19V231H17V233ZM21 232V230H20V233H22ZM30 233H28V234H26V235H28V236H30V235H33L34 236V233L35 232H37V231H35V228L33 229H31L30 231H29ZM31 232H32V234H31ZM74 232V231H73ZM128 232V231H127ZM250 232V231H249ZM248 232V233H249ZM84 233V234H83ZM36 234H38V233H36ZM65 234V235H64ZM80 234H83L82 236L80 235ZM25 235V238L26 237H28V236H26ZM55 235V236H54ZM61 235V234H60ZM71 235V234H70ZM108 235H109V233H108ZM107 235V236H108ZM250 236L249 237V239L250 238H252L253 236ZM33 236H30V238H26V239H32L31 237H33ZM40 236V235H39ZM48 236V237H47ZM35 237V236H34ZM56 237V239L57 240H59V241H57L56 242V240H54V238ZM72 237V239H74ZM83 237V238H82ZM36 238H39V237H36ZM35 238V239H36ZM136 238V237H135ZM16 239H17V241H16ZM51 239H53L54 240V242H53V240H52V242H50V240ZM84 239L86 240V241H84ZM103 239H106L105 241L103 240ZM22 240H23V238H22ZM33 240V239H32ZM38 239H36V241H37ZM69 240V241H68ZM76 240H78L77 242H80V244L79 245H76L75 246V242H76ZM260 240V239H259ZM25 241V240H24ZM29 241V240H28ZM60 241H61V244H60ZM74 241V242H73ZM251 242H252V240H250ZM49 242H50V244H53V246L52 245H49ZM68 242H69V244H68ZM71 242H72V244H71ZM84 242H85V244H84ZM233 242V246H235L236 248H234V247H231L230 246V244ZM18 244H20V241L18 242ZM28 244H29V242H28ZM31 244H34V246H35V244H37V242H32ZM42 244V245H41ZM74 247L75 246V248H73V250H75V251H77V249L79 250V249H81L80 251H82L83 249H85L84 247H86V251H84L83 250V252H81V255H79L78 254V252H77V254H76V252H75V254L72 252V250H69V249H71L72 248V246ZM83 244H84V246H83ZM82 245V246H81ZM248 245H249V242H248ZM48 246H50L49 248H47ZM57 246V245H56ZM70 246H71V248H70ZM79 246V248H76V247H78ZM257 246H261L260 244H259V242H258V245ZM46 247V253H45V251H44V253L45 254H42V252H43V250L44 249H42V248H45ZM80 247H82V248H80ZM34 248H35V250L36 251H34ZM42 249V251H40L41 249ZM67 248V249H66ZM253 248H255V247H253ZM253 248H252V250H253ZM246 249V250H245ZM20 250H22L23 252H20ZM32 251V253H31V251ZM39 250V251H38ZM244 250V251H243ZM48 251V253H50ZM34 252H36V253H34ZM73 253L74 255V257L72 258L70 255H72V254H69L68 256L69 257H67V254L68 253ZM243 252H244V254H243ZM40 255V257H38L39 255ZM65 253V252H64ZM241 253V254H240ZM248 253V256L246 255ZM35 254L36 256H34V257H37L36 259L33 257V255ZM256 254V256H254ZM32 257H31V256ZM52 255V254H51ZM242 255V258H240L239 256H241ZM17 256L19 257L18 259H17ZM29 256H30V258H29ZM58 256H60V257H58ZM244 256V257H243ZM70 257L72 258V259H70ZM42 258V259H43ZM57 259H55V263L54 264H57ZM239 259H241L240 261H239ZM72 260V261H71ZM246 260V261H245ZM23 261H25L24 263H23ZM33 261H31V263L30 264H32V262ZM62 262V263H59V262ZM34 262H33V264H34ZM64 262V263H63ZM38 263V264H39Z\"/></svg>",
  "mask_w": 264,
  "mask_h": 264
},
{
  "label": "rangeland",
  "instance_id": "rangeland-1",
  "mask_svg": "<svg viewBox=\"0 0 264 264\" xmlns=\"http://www.w3.org/2000/svg\"><path fill=\"white\" fill-rule=\"evenodd\" d=\"M5 0H0V7H1V5L3 4V2H4ZM119 0H54V8H53V11H52V22H50V19L49 18H46L45 19V22H47L48 23V25H49V27L51 26L52 28H53V30H48V26L45 24V22L43 23V22H40V19H39V14H38V10H37V8H36V6H35V2H34V0H8V4H10L11 5V9H10V12L8 13V15H4L3 14V12L1 13V11H0V24H4V25H2V27L3 28H5L6 30H7V32H8V34L5 36V37H0V53L2 54V56H1V54H0V61H2L3 63H1L0 62V66H2V64H5L4 62L5 61H9V62H6V64H8V65H4V67H3V69L4 70H1L2 71V73H1V71H0V75H5V76H7V77H9V78H15V79H32V78H44L45 76L47 77V78H55V77H62V78H70V79H82V78H84V79H89V78H93V79H101L102 78V80H106V81H115V82H107L108 84H106V85H102V90H101V92L103 91V93H100L99 91H91V93L92 92H94V93H96L95 95H94V93L93 94H91L90 93V91H89V89L86 87V86H81V85H79V86H74V87H69L68 89H67V91H66V89H60V88H58V89H60L58 92L57 91H53V92H50L49 90H46V87L44 88L43 87V85H41L42 86V89L44 88L45 90H43V92L40 90V92H39V89L36 87V88H32V86L31 87H29V89H26V88H28V87H26V86H24V85H26V84H21V85H23L22 87H23V92L25 91V93L26 92H28V93H24V94H21L23 97L22 98H20L19 97V95H20V93H18V94H14L13 92V88H12V93L14 94V96H15V99H14V97H13V95L11 96V93H10V90H11V88L10 87H13V86H11V85H3V86H1L0 87V92H2V93H0L1 95H0V111L2 112V109L3 110H6V108H7V110L9 109V110H12V111H14L15 110V107L16 106H18V108H16L17 109V112L19 113V114H17V116L18 117H22V116H24V115H26L27 117H28V115H30V113H33L34 115H32V116H35V115H37V114H40V115H42L41 117H44L45 118V116L46 117H52L54 120H56V119H58L59 117H60V115L62 116V114L65 116L67 113L69 114L70 112H72L74 109H72V108H79V107H84L83 108V112H84V114L82 113V111H81V114H80V116L78 117V121H77V118H75L74 117V119L72 118H70L73 122H75V124H77L76 126H78V124H79V121H83L84 123L85 122H87V121H89V120H91L93 117H95V116H109V117H111V118H109V130H107V131H105V132H103V133H101V135H99L98 134V137H97V135L95 136V135H93L91 132H89L88 131V129H87V131L89 132V134H90V136H91V134L93 135V136H95V137H89V135H87L86 134V136L85 135H83L82 133H81V131H78V129H79V127L78 128H76L75 127V124H73L72 123V121H71V123H72V126H73V130L71 129L72 127L70 126L71 125V123H68V122H66L65 120V123H66V125H65V130L64 131H61V129L59 130V129H57L58 131H61L60 132V134L61 135H59V149H56L55 150V152L56 151H58L59 150V153L58 152H54V155L56 154V156H58V157H56V156H54L55 158H56V161H55V158H54V161H55V165L56 166H58L57 164H60L58 167H56L57 168V170H58V172L60 173V177H62L61 178V180H58L57 182H56V185H54V186H56V190H54V186H52V184L51 185H48V186H50V188H51V186H52V188H53V190H54V192L52 191V193H54V195L57 197V196H60V199L61 200H58V198H56V197H54L55 199H57L56 201L58 202H56V203H53V204H56V205H54L55 207H51L52 205L50 204L49 205V201L47 200L46 201V203L45 204H47V205H49L50 207H48V208H51V210H48V211H50V213H46V212H48L47 210H46V212H45V214L46 215H52V216H48L47 218H46V216H45V214H44V216H45V218H43L42 220H41V218L39 219V220H41V221H43L44 219H47L48 221H49V223L46 221V220H44L43 222H47V225H46V223H45V225L46 226H48L51 222H50V220H51V218H52V222H53V227H55V225H56V227H58L57 229H56V227H55V229H56V231H55V229L54 228H52V230L50 231V232H52L51 234L50 233H48L49 232V229L48 228H46V229H44L46 226H44L40 221L38 222V223H36L35 221H38L37 220V218L38 217H36V219H35V216H38L39 214H41L42 215V212H44L45 211V209H48L47 208V205L44 207L43 205H45V204H43L42 202L44 201V199L46 198V199H50V202H51V200H54V199H51V198H49L48 197V195L46 194V193H44V194H46L47 196H45L44 194V199H43V201L41 202V203H38L39 201H37V203L38 204H41L42 206H43V208H41V209H43V210H41V209H39L40 207H42L41 205H40V207L38 206V209H37V207L35 208V209H37V210H35V209H33L32 211H30L29 209L30 208H33V205L35 206V201H34V203H33V201H32V206L31 207H29V204L31 203H29L28 204V207H29V209L28 210H23V212L25 213V211H28V212H31L30 213V215L31 216H33L35 213L37 214L38 212V210H40L41 212L39 213V214H37V215H34V218L33 217H31V216H25L26 215V213H25V215L23 214V213H20L19 214V210H21V206L19 207L20 209H18V211L17 210H13V208H12V210L14 211V212H16L17 214H15L14 212V214H15V216H13V213H12V211L9 213V215L10 216H5V215H7L8 213V208H5V209H7L6 210V212H5V209H3L1 212H5V215H3V218H2V216H1V218H0V221H1V223H0V225L4 222V225H2V226H4L3 227V230H5V227H6V230L5 231H7V229H8V231H9V228L11 229V225H12V230L15 232V228H16V230L17 231H19V234H17V237L13 234L12 235V233H14V232H12V230H10L9 232H10V237H15V238H17V239H19L20 238V244H18V242H17V247H16V251H15V254H16V252L18 253V249H21V248H18V247H20V245L21 246H23L24 244H26V245H24L23 247V249L22 250H28L29 251V249H31L32 247H36V245H37V247L36 248H38V242L41 240V238L43 237V235H44V232L45 233H47L46 235H52V238H53V234H55V235H59V240L61 239L60 238V236H62L63 235V233H66L67 231V236L65 237V238H71V240H74L75 241V238L77 237V236H79V232H87V227L86 226H83V225H85L86 224V221H84L83 219H85V218H82V216L83 215H81V217H80V220H83V221H80L79 220V222H77V223H74V222H72V219H71V216H70V211H69V205L68 206H65V208L68 210L67 211V214H68V212H69V214L67 215L68 217H65V214L63 215V214H61V211L63 212L64 211V207H62L63 205L62 204H64V202L62 203V200L64 201V200H66L67 201V204H68V202L70 203V204H74L73 206H75L76 207V205H77V203L80 205V203H82L81 204V206H83L85 203H86V205H85V207L87 208V204H88V207H89V205L91 206V204L92 203H98V204H100L101 206L99 207V206H97L96 204H95V208H96V206H97V212H96V210H94L95 211V214H97L96 216H97V218H99L100 217V213H101V215H103V218L102 219H104L105 217H104V213L106 212L107 214H105V216L107 215L108 217L109 216H115L114 217V219L115 220H117L116 221V223H115V221L113 222V224H117V222H119L117 225H116V227L115 228H118V229H116V230H113L112 229V227H113V225L111 226V228H109V235H108V233H107V235H105V236H100L99 237V239H100V241L102 240V238H106L107 240H108V237L110 236V232H111V235H112V232H115V233H113V235L111 236V237H113L115 234H116V236H114L115 238H117V239H120V236L121 237H123V232H124V236L125 237H129L128 239L129 240H131V238L134 240V239H137L138 238V235L140 236V234H141V231H142V229H141V224H140V222L139 221H137L139 218H137L139 215L138 214H140V208H144L145 206H148V204H147V202H149V207L148 208H150V207H152L153 205V207H154V209H152L151 210V208L149 209V211L151 210V212L153 211V210H155V211H153V213H155V215L157 216V217H159L160 215V213L162 212V210L161 211H159L160 210V208H161V204H162V202L160 201V200H162V201H164L163 203H170V200H171V203H173L174 201H176L175 199H176V196H177V198H178V194H177V192L179 193H181V195L182 194H184L185 192H186V194H184V195H190V196H192L194 193H193V191L192 190H194V192H195V187L199 184L200 186L202 185L203 186V184L205 183V184H207V180H208V177H207V172L209 173L210 172V169L209 168H211V167H209V168H207L208 167V165H207V167H206V169H204L205 167H203V169L201 170V168H202V165H203V163H202V161H206V163L208 162V159L211 161V159L213 158V156L215 155V154H220V155H223V154H225L226 153V151H228V150H230V148H231V144H232V141H233V139H234V128L233 127H230L231 126V124L229 123V122H225V123H223V121H225V120H223L222 121V119H223V115L224 114H220V116L218 115V108L220 107V105L219 104H216V100H215V98H214V96H215V93H210L211 92V90H209V88H208V90H207V92L206 93H204V96L206 95V97H204V98H202V91H204V90H206L203 86V90L201 89V90H199V89H197V87H199V86H193V85H189L188 87H184L185 89L187 88V90H185L186 92H184V88H180V89H178V88H176L175 90L174 89H171L170 91H168L166 88H163V87H158V88H154V87H151V86H149V85H145V84H141L140 86L142 87V88H145L144 89V91L145 90H147L146 92H142L143 94H146V96L147 97H144V95L140 92V94L138 95V90H137V92L135 91V89L134 88H131L130 89V87H129V85L128 86H126L125 84H124V86H123V83L121 84V82H120V80H125V79H130V77H134V75H132V76H130L129 77V74L130 73H132V74H134L135 73V75L136 74H138L137 76H139L140 78H145V77H149V78H147V79H150V75H148V74H151V72H152V63H150L149 64V62H152L153 61V63H155L154 62V60H152L151 58H150V56H149V54H150V52L153 50V48H154V50H155V54H156V57L158 58V56L160 57V50L162 49L163 50V48H165L166 46H163L162 47V45H164V44H162V41L163 42H167L168 41V43H170V45H168L167 47H168V55H169V57L168 58H166V59H168V60H164L163 58H159V59H157L158 60V62L156 61V64L158 63V65H154V66H156L155 67V69L156 68H161V67H163V68H161L159 71L160 72H164L165 74H166V72H167V69H168V67L169 68H171L170 69V71H169V73L171 72V70H172V72H173V67L174 68H176V69H174L175 71V73H177V71H179L180 70V72H182L181 74V76H183V74H184V70L185 69H183L184 67H185V62H184V57H183V49H181L182 48V46H180V44H179V49H178V43L180 42V41H182V40H184L185 39V41H187L188 39H190V37H192L191 38V42H192V39H196L197 41V43H201L202 44V42L205 40H207V37L205 38V37H203V36H206L205 34L202 36V35H200L199 37L201 38H199V37H197V36H195L191 31H189V32H187L188 30H185V29H182V30H180L179 31V28H177V30H173L172 31V29H176V28H172V29H170L171 31H172V33L175 31H177V33H175L174 32V35L172 34V36H175V34H178L179 35V38L177 37V35H176V37H172V36H170V38H169V35H168V38H166L167 37V34L169 33L170 35H171V33H170V31H169V29H168V32H167V34H165L166 36H163L164 35V33L165 32H163V30H162V32H160L161 30H153V31H156L155 33H152L151 31H144V30H132V29H130V27L128 28L124 23H122L123 22V17H125V16H127L128 17V14L125 12V11H121L120 12V7H121V0L118 2ZM2 2V3H1ZM117 3V4H116ZM119 4V6L120 7H117V5ZM118 8V9H117ZM124 8L122 7V10H123ZM1 10V9H0ZM116 10H117V12H116ZM119 10V11H118ZM119 12H120V14H119ZM2 14V15H1ZM122 16V18H121V20H119V17H121ZM116 16L118 17V18H116ZM4 18V19H3ZM126 18V17H125ZM125 18H124V20H125ZM128 19H126V21H127ZM130 21V20H129ZM119 24V25H118ZM125 25V26H124ZM121 26V27H120ZM117 27V28H116ZM127 30V32H125V30ZM122 30V31H121ZM131 30H132V32H136L135 34L134 33H132L131 32ZM187 33H191V34H186V32ZM49 31H51V32H49ZM143 31V32H142ZM183 31H184V33H183ZM193 31V30H192ZM194 31H196V30H194ZM126 33L124 36H125V38H123L122 37V35L120 36V37H122L121 39L122 40H124L125 42L123 43V42H121V41H119L118 40V38H120V37H118V35L116 34V33ZM197 32V31H196ZM199 32V31H198ZM118 33V34H119ZM139 33V34H138ZM147 33V34H146ZM150 33H152V34H150ZM161 33V34H160ZM181 33V34H180ZM182 33L185 35V36H187L188 35V37H184V36H182ZM136 34H138V35H136ZM146 34V35H145ZM148 34H149V36H148ZM153 34L154 35H156V34H159V35H161V36H159V38H158V36L156 35L155 37L153 36ZM128 35H130L131 37L130 38H134L135 40H137L138 42H134V46L132 47V48H134L133 50L132 49H129L130 51H132V53H128V56L129 57H126L127 56V53L126 52H129L128 51V48H130V47H128V46H130L131 44H132V41L128 38L129 36ZM136 35V36H135ZM139 35H143V37H141V39H140V36ZM145 35V36H144ZM190 35V36H189ZM135 36V37H134ZM137 36H138V38H137ZM163 36V37H162ZM180 36H181V38H183L182 40L180 39ZM166 38L165 39V41H164V39H162V38ZM145 40H144V39ZM155 38V39H154ZM175 39V41H177V44L176 45H174L173 46V44H175L174 43V40L173 39ZM134 39H133V41H134ZM141 41H140V40ZM147 39H149V41L147 40ZM153 39V40H152ZM159 39V40H158ZM168 39H170V40H168ZM179 39H180V41H179ZM117 40V41H116ZM144 42H143V41ZM147 40V41H146ZM151 40V41H150ZM157 41V43H156V41ZM162 40V41H161ZM172 40H173V42H172ZM201 40H203L202 42H201ZM154 43H153V42ZM204 41V42H205ZM159 42V43H158ZM165 42V43H166ZM194 42V41H193ZM190 43V44H194V43ZM207 42V41H206ZM206 42L204 43V44H206ZM124 44L123 45V47H122V45L121 44ZM136 43H139V44H136ZM156 43V44H155ZM168 43H166V45L168 44ZM195 44V45H189V50H192L191 52H193L194 54H195V52H196V54L198 53V49H202V46H201V44ZM144 45V47H145V49H146V51H144L145 49H142V48H144L143 47V45ZM161 46L160 48L159 47H157L156 48V46ZM204 44H202V45H204ZM121 47H120V46ZM197 45H199V46H197ZM135 46H137L136 48H135ZM153 46H155V47H153ZM201 46V47H200ZM151 47V48H150ZM173 47V48H172ZM197 47H198V49H197ZM200 47V48H199ZM11 49L10 51H11V53H12V55H13V57H11L12 58V60H10V59H5V55H3L4 54V52L6 51V50H8L9 51V49ZM117 48H119V49H117ZM139 48V49H138ZM149 48H150V50H149ZM160 50H159V49ZM169 48H170V50H169ZM6 49V50H5ZM13 49V50H12ZM48 49H50V51L52 50V52H53V54L51 55V58H49V59H45L44 58V56L43 55H45V54H43V51H45V50H48ZM115 49H117L118 50V52L117 51H115ZM136 49V50H135ZM152 49V50H151ZM167 49V48H166ZM166 49L165 50H163V51H166ZM181 49V50H180ZM200 49V50H201ZM204 49V48H203ZM149 50V51H148ZM153 50V51H154ZM176 50V51H175ZM139 53H138V52ZM179 51V52H178ZM117 52V53H116ZM123 52H124V54H123ZM135 52H137V55H142L143 53L142 52H144V54L145 55H140V57L139 56H135V58H134V53ZM141 52V53H140ZM11 53L9 54V55H11ZM171 53V54H170ZM172 53H175V54H172ZM181 53V54H180ZM192 53V54H193ZM5 54H6V52H5ZM118 54V55H117ZM136 54V53H135ZM147 54V55H146ZM159 54V55H158ZM195 54V55H196ZM11 55V56H12ZM124 55V56H123ZM133 55V57H132V60H129V59H131V56ZM194 55V56H195ZM88 56V57H87ZM122 56H123V60L121 59L122 58ZM146 56V57H145ZM149 56V57H148ZM128 59V61L126 60V58ZM179 57V58H178ZM120 58V59H119ZM138 58V59H137ZM144 58H146L147 59V62H148V66L147 65H145V64H147V62L145 63V61H146V59H144ZM175 58V59H174ZM14 59V60H13ZM51 59V60H50ZM119 59V60H118ZM180 59V60H179ZM30 60H32V61H30ZM136 62H135V61ZM144 60V61H143ZM149 60V61H148ZM150 60H152V61H150ZM161 60V61H160ZM162 60H163V62H162ZM179 60V61H178ZM125 61H127V63L129 64H127V63H125ZM140 61H142V62H140ZM167 61V62H166ZM169 61V62H168ZM173 61H174V66H172V64H173ZM10 62H12V63H10ZM32 62V63H31ZM130 62V63H129ZM140 64H139V63ZM166 62V63H165ZM180 62V63H179ZM181 62H183V64L181 63ZM192 62V63H191ZM191 64H193L194 65V60L192 59L191 60ZM16 65H14V64ZM138 65V68H137V65ZM141 63H145L144 65L142 64V66H144V68L146 69V67H147V71H148V73H147V75H142L143 73L145 74V72H141V74H139V72L141 71V70H139L140 69V66H141ZM179 63V64H178ZM12 64V65H11ZM89 64H92V65H90V67H89ZM130 64H132V65H130ZM167 64V65H166ZM13 65H14V67H13ZM126 65V66H125ZM135 65V67H133ZM168 66V67H165L164 68V66ZM6 66H7V68H6ZM8 66H9V68H8ZM18 66V67H17ZM32 66V67H31ZM43 66V67H42ZM120 66H122V67H120ZM130 66H131V68H130ZM142 66H141V68H142ZM150 66V67H149ZM177 66V67H176ZM183 66V67H182ZM13 67V68H12ZM30 67V68H29ZM50 67H52V68H50ZM128 67V68H127ZM132 67L135 69V72H134V70H130V69H132ZM149 67V68H148ZM1 69H2V67H0ZM6 68V69H5ZM15 68V69H14ZM21 70H20V69ZM179 68H181V69H179ZM10 69V70H9ZM83 69V70H82ZM179 69V70H178ZM17 70V71H16ZM82 70V71H81ZM128 70H129V72L130 73H128ZM15 71L17 72V74L15 73ZM22 71H23V73H22ZM143 71H145V70H143ZM146 71V72H147ZM157 71V70H156ZM9 72H11V74L9 73ZM122 72V73H121ZM124 72V73H123ZM171 72V73H172ZM21 73V74H20ZM94 73V74H93ZM115 73L118 75L119 73V75H121L120 77L122 78V77H124L125 79H121L120 77H117V76H113V75H115ZM126 73V74H125ZM158 73V72H157ZM156 72H155V70H153V72H152V75L154 76L153 78H155V75H157V76H160V74L158 73L157 74ZM69 74L71 75V77L69 76ZM174 76L173 77H175V74L174 73H172ZM10 75V76H9ZM14 75H16L17 77H15ZM41 75H43V76H41ZM58 75V76H57ZM74 75H77V77L76 76H74ZM80 75V76H79ZM118 75V76H119ZM125 75V76H124ZM162 75V74H161ZM180 74H179V72H178V74H176V77H181V76H179ZM67 76V77H66ZM73 76H74V78H73ZM206 77H207V79H209L210 78V71L209 72H207V74L205 75ZM45 77V78H46ZM115 77V78H114ZM117 77V78H116ZM132 77V78H133ZM136 77V76H135ZM152 77V76H151ZM162 77V78H161ZM165 76H164V74L162 75V76H160V79H163ZM175 77V78H176ZM206 77H205V79H206ZM120 79V80H119ZM155 79H157V78H155ZM157 80H159V78L157 79ZM118 81V82H117ZM112 84V85H111ZM19 85V84H18ZM17 85V86H18ZM31 84H29V86H30ZM15 87H16V85H14ZM35 86V85H34ZM191 86H193L192 87V89L190 88ZM206 86V85H205ZM14 87V88H15ZM24 87H26L25 89H24ZM194 87H196L195 89H193ZM201 87V86H200ZM19 88L21 89V86H19ZM72 89V90H70V91H73V89H74V91H76L77 90V92L75 93V92H70V91H68L69 89ZM113 88V89H112ZM137 88H140V87H137ZM148 88V89H147ZM9 91H8V90ZM15 89H17V87L15 88ZM55 89H56V87H55ZM58 89H56V90H58ZM118 89H120V90H118ZM128 89H130V92H129V90ZM152 89V90H151ZM2 90V91H1ZM7 90V92H5ZM52 90H53V87H52ZM61 90H63V92H60ZM65 90V91H64ZM109 90H110V92H109ZM128 90V91H127ZM200 91V93H202V94H200L201 96L199 97V91ZM49 91V92H48ZM88 91V92H87ZM114 91V93H112ZM116 91H117V93H118V95H116L117 93H116ZM126 91L127 92H129V93H127V94H129L128 95V97H130V99H129V102L127 103L126 101L124 102V103H122L124 100H127V98L128 97H126L127 95H125L124 96V94L126 93ZM136 93H135V92ZM140 91H142V90H140ZM151 91H152V94H153V96H152V98L151 99H153V100H148V98H150L151 96ZM164 91V92H163ZM193 93V91L195 92V93H193V94H191V92ZM209 91V92H208ZM8 92H9V94H10V97H9V94H8ZM22 92V91H21ZM47 92V93H46ZM155 92V93H154ZM180 92V93H179ZM212 92H214V91H212ZM4 93L6 94V96L7 97H9V99L7 98V97H5L4 96ZM16 93V92H15ZM49 93V94H48ZM52 93H54V94H57V95H53ZM77 94L78 93V96H75V94ZM86 93H87V96L85 97V95H86ZM116 93V94H115ZM134 93V94H133ZM187 93H189V95L187 94ZM198 93V94H197ZM210 93V94H209ZM68 94V95H67ZM91 94V95H90ZM100 94V95H99ZM101 94H102V96H104V97H100V99H101V101H100V99L98 98V96H101ZM113 94V95H112ZM155 94V95H154ZM161 94H162V96H161ZM187 94V95H186ZM194 94H196L195 96H194ZM208 94V95H207ZM89 95H90V97H89ZM112 95V96H111ZM198 95V96H197ZM211 95V96H210ZM17 96H18V98H20V99H18L17 98ZM111 96V97H110ZM118 96H119V98H118ZM150 96V97H149ZM176 96V97H175ZM177 96H179L180 97V99H178L177 98ZM182 96H183V100L181 99L182 98ZM189 96V97H188ZM217 96V95H216ZM221 96H223V97H225L224 95H220L219 96V98L221 97ZM53 97V98H52ZM75 97V98H74ZM132 97V98H131ZM156 97V98H155ZM208 97V98H207ZM222 97V98H223ZM4 98V99H3ZM6 98V99H5ZM13 98V99H12ZM67 98V99H66ZM69 98V99H68ZM73 98L75 99V101L73 100ZM77 98V99H76ZM81 98L82 99H86V101H83L82 102V104L84 103V102H87V103H84L83 105H81ZM107 98V99H106ZM124 98H126V99H124ZM134 98V99H133ZM186 98V99H185ZM190 98V99H189ZM199 98H200V100H201V98H202V100H201V102L199 101ZM205 98L207 99V100H205ZM218 98V99H219ZM9 100V104H8V100ZM10 99H12V100H14L13 101V103H11L12 102V100H10ZM65 99V100H64ZM109 99H110V101H109ZM189 99V100H188ZM214 99V100H213ZM4 100L6 101V103L4 102ZM16 100H18L17 101V103H19L18 105H16V104H14L15 102H16ZM32 100V101H31ZM57 100V101H56ZM81 100V101H80ZM96 100H98V101H96ZM114 100H116V101H114ZM131 100V101H130ZM145 100V101H144ZM154 100L156 101V102H154ZM162 102H161V101ZM167 100V101H166ZM179 100V101H178ZM181 100V101H180ZM196 100V101H195ZM205 100V101H204ZM30 101V102H29ZM41 101V102H40ZM64 101V102H63ZM88 101H89V104H88ZM91 101V102H90ZM93 101V102H92ZM95 101H96V103H95ZM128 101V100H127ZM141 101H143V102H141ZM188 101V102H187ZM210 103H209V102ZM215 102V104H214V102ZM25 102H28V103H25ZM39 102V103H38ZM44 102V103H43ZM118 102V103H117ZM195 102L197 103V112H196V110H195V106H196V104H195ZM2 103H4V104H2ZM36 103V104H35ZM93 103V104H92ZM126 103V104H125ZM160 103H162V105H160ZM180 103V104H179ZM184 103V104H183ZM201 103V104H200ZM218 103V102H217ZM12 105V104H14V106L10 109V108H8V106L9 105ZM44 104H45V106H44ZM46 104H48V105H46ZM60 104V105H59ZM64 104H66L69 108L68 109H70V111L68 110V109H66L67 107H66V105H65V107H63V105ZM70 104V105H69ZM125 104V105H124ZM137 104V105H136ZM145 104V105H144ZM147 104V105H146ZM151 104H152V106H151ZM183 104V105H182ZM195 104V105H194ZM16 105V106H15ZM39 107H38V106ZM43 105V106H42ZM58 105V106H57ZM139 105V106H138ZM181 107H180V106ZM193 105V106H192ZM218 105V106H217ZM2 106V107H1ZM4 106V107H3ZM26 106H28V107H26ZM37 106V107H36ZM51 106V107H50ZM53 106H54V108H53ZM60 106V107H59ZM72 106V107H71ZM76 106V107H75ZM89 106H90V108H89ZM159 106H161L160 108H159ZM184 106H185V108H184ZM200 106V107H199ZM210 106V107H209ZM177 107H178V109H179V111H177L176 109H177ZM183 107V108H182ZM188 107V108H187ZM193 107H195V108H193ZM203 107V108H202ZM22 108H23V110H22ZM32 110H31V109ZM36 108V109H35ZM40 108V109H39ZM58 108L59 109H61L60 111L62 112V113H60V111H59V113L60 114H58ZM114 108V109H113ZM121 110H120V109ZM152 108V109H151ZM157 108V109H156ZM159 108V109H158ZM171 108V109H170ZM173 108V109H172ZM200 108V109H199ZM20 109H21V111H20ZM118 109L120 110V111H118ZM183 109V110H182ZM193 111H192V110ZM201 109H202V111H201ZM6 110V111H7ZM24 110H29L30 111V113H29V111H28V113H24ZM66 110H68L66 113H65V111ZM89 110V111H88ZM114 110H116L115 111V113L117 112V114H115L114 113ZM140 110H142L141 112H140ZM158 110V111H157ZM190 110H191V112H190ZM46 111H49V112H46ZM173 111V112H172ZM183 111V112H182ZM211 111V112H210ZM21 112H23V114L21 113ZM42 112L44 113V116H43V114H42ZM50 112H51V115H50ZM112 112V113H111ZM149 112H150V115H149ZM153 112H155V115H153ZM202 112H204V113H202ZM210 114V116H209V114ZM223 112V111H222ZM47 113V114H46ZM65 113V114H64ZM159 113V114H158ZM223 113H225V112H223ZM5 113H3L2 115H4ZM14 114H16L15 112H14ZM46 114V115H45ZM58 114V115H57ZM109 114H112V115H109ZM142 114H145V116L144 115H142ZM158 114V115H157ZM184 114H185V116H184ZM20 115V116H19ZM49 115V116H48ZM119 115V116H118ZM147 115H149V116H147ZM183 115V116H182ZM197 116V118H196V116ZM200 115H203V116H200ZM0 116H1V113H0ZM39 115H37V117H38ZM59 116V117H58ZM63 116V117H64ZM126 116H127V118H126ZM143 116V117H142ZM151 116V117H150ZM194 117V119H191V117ZM200 116V117H199ZM204 116H206L205 118H204ZM213 116V117H212ZM37 117L35 118V117H33L34 119H37ZM41 117H38V119H40ZM62 117V118H63ZM83 117V118H82ZM145 117V118H144ZM150 117V118H149ZM181 117H182V119H181ZM186 117V118H185ZM222 117V118H221ZM29 119H31L32 117L31 116H29L28 117ZM44 118H42L43 120H44ZM47 118V119H48ZM51 118V119H52ZM114 118V119H113ZM142 118V120H140L139 121V119H141ZM156 118V120H157V124H158V128H157V130L155 131V135L156 136H152V137H150L149 135H148V131L146 130V128H145V124L147 123V122H150V121H152V119L154 120ZM170 120H169V119ZM20 119V118H19ZM47 119H45V120H47ZM52 119V120H53ZM60 119H61V117H60ZM145 119V120H144ZM185 119V120H184ZM219 119L221 120V121H219ZM59 120V119H58ZM160 120V121H159ZM162 120V121H161ZM164 120V121H163ZM181 120H182V122H181ZM184 120V121H183ZM195 120V121H194ZM32 121V120H31ZM36 121V120H35ZM40 121V120H39ZM39 121H37L36 123H38ZM57 121V120H56ZM55 121V122H56ZM63 121V120H62ZM63 121V122H64ZM118 123H117V122ZM121 121V122H120ZM145 121V122H144ZM175 121V122H174ZM15 122H17V123H10V124H12V128L13 129H16L18 126H17V124H20V121L18 122V121H15ZM49 122V121H48ZM52 122V121H51ZM70 122V121H69ZM115 122V123H114ZM131 122V123H130ZM141 122V123H140ZM143 122V123H142ZM162 122V123H161ZM169 122V123H168ZM181 122V123H180ZM8 123V122H7ZM8 123V124H9ZM44 125H46V123H47V121L45 122L44 121ZM52 123H54V122H52ZM59 123V122H58ZM57 122H56V127L58 126L57 124H58ZM60 123H61V121H60ZM128 123H130V125L128 124ZM138 123V124H137ZM160 123V124H159ZM195 123V124H194ZM205 123V124H204ZM207 123V124H206ZM230 125H228V124ZM16 126V127H14V125ZM32 124V123H31ZM42 124H43V122H42ZM42 124H39L40 126L42 125ZM62 124H64V123H62ZM70 124V125H69ZM117 124H122L123 126L122 127H124V128H120V126L119 125H117ZM136 124V125H135ZM140 124V125H139ZM162 124V125H161ZM35 125V124H34ZM33 125V126H34ZM39 125H35V126H37V128L39 127ZM44 125H42V127L40 128H38V129H36V131H39L40 130V132L42 131V130H44ZM53 125V124H52ZM55 125V124H54ZM67 125H69V129H70V131H69V133H68V131H66V130H69L68 128L66 129V126ZM80 125V124H79ZM129 125V127H130V129L127 127ZM139 125V126H138ZM182 125V126H181ZM198 125H200L199 127H198ZM210 125H211V127H210ZM215 125V126H214ZM20 126V125H19ZM35 126H34V128H35ZM61 126V125H60ZM60 126H58V127H60ZM181 126V127H180ZM185 126V127H184ZM192 128H191V127ZM229 126V127H228ZM11 126H9V127H5V129H9ZM44 127V128H43ZM68 127V126H67ZM81 127H83V126H81ZM80 127V128H81ZM143 127V128H142ZM202 127V128H201ZM31 128H33L32 127V125H31ZM33 128V130L35 131V129ZM53 128H54V126H53ZM83 128H85V127H83ZM139 128V129H138ZM170 128V129H169ZM189 128V129H188ZM198 128V129H197ZM215 128H216V130H215ZM86 129V128H85ZM129 129V130H128ZM180 129L182 130L179 134H178V132L176 133V131H180ZM220 129V130H219ZM72 130V131H71ZM124 130H126V131H124ZM136 130V131H135ZM138 130V131H137ZM168 132H167V131ZM191 130H193V131H191ZM198 130V131H197ZM209 130V131H208ZM75 131V132H74ZM85 131V130H84ZM86 131V132H87ZM229 131V133H227ZM39 132V133H40ZM63 132V133H62ZM78 134H77V133ZM128 132V133H127ZM136 132H138V133H136ZM164 132V133H163ZM167 132V133H166ZM38 133V132H37ZM38 133V134H39ZM58 133V132H57ZM73 133H75L74 135H73ZM85 133V132H84ZM121 133V134H120ZM198 133H199V135H198ZM37 134V135H38ZM63 134H65V135H63ZM71 134V135H70ZM81 135V137H80V135ZM146 134V135H145ZM169 135V137H168V135ZM177 134V135H176ZM188 134H189V136H188ZM36 135V136H37ZM74 137H73V136ZM114 135H116L115 136V138L113 139L112 137H114ZM162 135V136H161ZM176 135V136H175ZM181 135V136H180ZM69 136H70V138H69ZM79 136V137H78ZM126 136V137H125ZM139 136V137H138ZM62 137H63V140H62ZM65 137V138H64ZM72 137V138H71ZM78 137V138H77ZM87 139H86V138ZM120 137H121V140H120ZM137 137V138H136ZM154 137H156L157 139L155 140L154 139ZM171 137V138H170ZM188 137V138H187ZM200 137H202V138H200ZM209 137H210V139H209ZM33 138V137H32ZM38 138V137H37ZM35 139V138H33L34 139V141H36V140H39V139ZM79 138H81L82 139V141L79 139ZM84 138H85V140H84ZM90 138V140L88 141V139ZM98 138V139H97ZM179 138V139H178ZM212 138V139H211ZM71 139V140H70ZM91 139L93 140V141H95V142H93V141H91ZM117 139H119L120 141L118 142V140ZM146 139V140H145ZM174 139V140H173ZM182 139V140H181ZM187 139V140H186ZM200 139H201V144H200ZM75 140V141H74ZM77 140L79 141V142H77ZM86 140H87V142H86ZM113 140H115V141H113ZM116 140H117V142H116ZM179 140V141H178ZM185 140V141H184ZM205 140H206V142L207 143H205ZM211 140V143L209 142V141ZM33 141V140H32ZM62 141H65V142H62ZM112 141V142H111ZM127 141V142H126ZM175 141V142H174ZM21 142H23V141H21ZM37 142V141H36ZM81 142V143H80ZM96 142H97V144H96ZM125 142V143H124ZM173 142H174V144H173ZM177 142V143H176ZM24 143V142H23ZM26 143H29V142H26ZM38 143V142H37ZM63 143V144H62ZM74 143H76V144H74ZM110 143V144H109ZM121 143V144H120ZM186 143V144H185ZM203 143H205L204 145H203ZM25 144V143H24ZM23 144V145H24ZM31 144V147L33 146V144L32 143H30ZM34 144H36L35 142H34ZM83 144L85 145V148H83L82 146H83ZM95 146H94V145ZM101 144V145H100ZM146 144V145H145ZM155 144V145H154ZM197 144V145H196ZM200 144V145H199ZM208 144H210V145H208ZM37 145V144H36ZM61 145H65V146H61ZM72 145V146H71ZM81 145V146H80ZM174 145H176V146H174ZM208 145V146H207ZM71 146V147H70ZM98 146H100V149L99 150H97V148H99ZM110 146V147H109ZM141 146V147H140ZM206 146V147H205ZM258 146H260V145H258ZM257 146V147H258ZM31 147H30V149H31ZM34 148L36 147L35 145L33 146ZM82 147V148H81ZM104 147V148H103ZM145 147V148H144ZM167 147V148H166ZM197 147V149H195ZM203 147H204V150H202V153L200 154V152H201V149H203ZM263 147H264V145H263V143L261 144V146L260 147H258L257 149H255L254 151H256V152H254L253 154H255L254 156H252L253 157V159H251V156H250V158L249 159H251V160H253V162L255 163V165H254V163L253 162H251L249 159H248V161H246V162H244L243 163V166L245 165L246 167H248L247 165V162H249V167L248 168H244L245 169V171H244V169L242 168V171H241V169H240V171H238V170H236V172H234V174L232 175V178H231V180H230V182H229V186L225 189V190H223V191H221V192H218L217 194H215V196L213 195V197L211 198V200H213V201H215V198H216V201L215 202H212V203H216V206H214V204H211L210 203V201L211 200H208V201H206L205 203H204V205L202 206V210L200 211L201 212V214L203 213V212H205V209L207 208V206H209L210 208L212 207V205L214 206V207H217V216L219 215V213H220V215L218 216V217H220L221 216V213L223 212V210H224V208H223V204L224 203H228V201L230 200V198H232L233 199V202L231 201V202H229V203H233L234 205H236V206H238L239 207V209H240V215H241V213H243L244 211V213L245 214H250L251 216H249V217H247V218H249V219H246V223H245V225H247V223H248V225L247 226H245L244 225V227L245 228H250V224L252 225L253 224V222H254V227L253 228H255L254 230L253 229H249L248 231H245L246 232V234H250V235H248L247 236V239H246V246H244L243 244H245V242L244 243H242L241 245H240V247H238L237 246V248H238V250H240V251H242L240 248H245V247H250V252L249 253H251V252H253L255 249H256V251H254L253 253H256L257 254V252H260V255H261V253H262V255H261V257H262V260L264 259V149H263ZM34 148H33V150H34ZM37 148H38V146H37ZM60 148H62L61 150H60ZM65 148V149H64ZM70 148V149H69ZM73 150H72V149ZM139 148V149H138ZM142 148H143V150H142ZM165 148V149H164ZM173 150H172V149ZM64 149V150H63ZM141 149V150H140ZM167 152H164V150ZM261 149V150H260ZM71 150V152H69ZM76 150V151H75ZM82 150V151H81ZM96 150V151H95ZM103 150V154H100L101 153V151ZM105 150V151H104ZM127 150H129V151H127ZM208 150V151H207ZM263 150V151H262ZM64 151V152H63ZM67 151V152H66ZM90 151V152H89ZM205 151V152H204ZM82 152V153H81ZM105 152V153H104ZM130 152H132L131 153V156H132V158L129 156V154H127V153H130ZM138 152V153H137ZM203 152L205 153V155H203ZM207 152V153H206ZM260 152V153H259ZM263 152V153H262ZM63 153V155H61ZM72 153V154H71ZM76 153V154H75ZM58 154V155H57ZM60 154V155H59ZM64 154H66V155H64ZM78 154V155H77ZM122 154H123V157H122ZM124 154L126 155V156H124ZM173 154H179L177 157H178V159H175L176 157V155L174 156ZM74 155V156H73ZM100 155V156H99ZM128 155V156H127ZM168 157H167V156ZM170 155V156H169ZM203 155V156H202ZM213 155V156H212ZM60 156V157H59ZM68 156V157H67ZM89 156V157H88ZM99 156V157H98ZM104 157V158H102V157ZM224 156V155H223ZM248 156V157H249ZM63 157V161H64V163H63V161L61 160V158ZM68 158V160H67V158ZM87 157V158H86ZM116 157H118L119 159H121L120 161H119V159L118 158H116ZM125 157V158H124ZM128 157V158H127ZM175 157V158H174ZM199 157H205V158H199ZM208 157V158H207ZM210 157V158H209ZM247 157V158H248ZM258 157V158H257ZM66 158V159H65ZM193 160H192V159ZM256 158H257V162H256ZM57 159H58V162H60V163H57ZM59 159H60V161H59ZM70 159V160H69ZM100 159V160H99ZM105 159V161H103ZM127 161H126V160ZM162 159V160H161ZM196 159H198V160H196ZM200 159V160H199ZM263 159V160H262ZM67 160V161H66ZM122 160H123V162H122ZM131 160V161H130ZM164 160V161H163ZM172 160H173V162H172ZM188 160V161H187ZM202 160V161H201ZM99 161V162H98ZM103 161V162H102ZM201 161V163H199ZM125 162H126V164H125ZM196 162V163H195ZM261 162H262V164H261ZM61 163H63V164H61ZM87 163H88V165H87ZM163 163V164H162ZM209 163H211V162H209ZM251 163H253V167L255 166V170L253 169V167H252V169L250 170L249 168H251L250 167V165L252 166V164ZM69 164V165H68ZM75 164V165H74ZM121 164H122V166H121ZM169 164V165H168ZM205 164V163H204ZM86 165V166H85ZM206 165V164H205ZM87 166H89V167H87ZM137 166H139V167H137ZM160 166H163V168L162 167H160ZM167 166V167H166ZM170 166V167H169ZM261 166H263V170H261ZM68 167V168H67ZM72 167V168H71ZM84 167V168H83ZM128 167V169H126ZM172 167V168H171ZM67 168V169H66ZM74 168V169H73ZM162 168V169H161ZM170 168V169H169ZM178 168H180V169H178ZM259 168V171L261 172V174L259 175V171L257 170V172H259V173H257L256 172V169H258ZM65 169V170H64ZM164 169V170H163ZM178 169V170H177ZM209 170V171H206V170ZM250 170L249 172L248 171H246V170ZM68 170L70 171V170H73V171H70V172H68ZM100 170H101V172H100ZM154 170V171H153ZM163 170V171H162ZM165 170H168V171H165ZM205 170V172H206V174H205V172H203ZM252 170H254L253 172H256V173H253V172H251ZM64 171V172H63ZM89 171V172H88ZM176 171V172H175ZM177 171H179V174L176 176V174L178 173ZM188 171V172H187ZM244 171V172H243ZM96 172H97V174H99V176H100V174H102L103 172V174H105L104 175V177H102V175L100 176L101 177V180L99 181L98 180V178H99V176H98V178L96 177ZM99 172V173H98ZM110 172V173H109ZM153 172V174H154V177H153V175H152V177L151 178H145L144 179V176H146L147 177V175L149 176V175H151V173ZM165 172V173H164ZM240 172H243V173H240ZM248 172V173H247ZM68 173H69V175H68ZM70 173H71V175L74 173V175L75 176H71L70 175ZM156 173H158V174H156ZM172 173V174H171ZM175 173V174H174ZM219 173H221V171L219 172ZM250 173V174H249ZM251 173H253V175L251 174ZM85 174V175H84ZM142 174H143V180L141 179L142 178ZM246 174V175H245ZM108 175H109V178H107L108 177ZM158 175V176H157ZM168 175V179L170 178V182H172L174 185H172L171 183H169V181H166L167 179H165L166 178V176ZM235 175V176H234ZM249 175V176H248ZM125 176H126V178H125ZM182 176H184L185 177V179H187V180H185ZM237 176H239V178L237 179ZM240 176L243 178V180H242V178H241V180H240ZM245 176H248V178H244ZM59 177V178H60ZM66 177H67V179H66ZM74 177V178H73ZM82 177V178H81ZM118 177V178H117ZM150 177V176H149ZM178 177V178H177ZM188 177V178H187ZM65 178V181L63 180ZM70 178V179H69ZM90 178V179H89ZM91 178H92V181H91ZM184 179L185 180V182L183 181V186H180V184H181V179ZM205 178V179H204ZM79 179H80V182L82 183L83 181H85L84 183H82V185L84 186H87V188L86 187H82L84 190H87V191H84V192H79V190H81V187L78 185V184H80V183H77V186H76V183L74 184V182L76 181V182H79ZM106 179V180H105ZM125 179V180H124ZM132 179H133V181H132ZM154 179L155 181H153L152 183H151V181ZM71 180V181H70ZM107 180H108V184L106 183L107 182ZM141 180V181H140ZM172 180H174V181H172ZM194 180V181H193ZM239 180V181H238ZM60 181H62V183L60 182ZM73 181V182H72ZM98 181L101 183L102 182V184H104L103 186H104V188H105V190H102V184L100 185V191H99V188H97L96 186L98 185L99 186V184H98ZM131 181V182H130ZM144 181V182H143ZM149 181V182H148ZM72 182V183H71ZM134 182H136V183H134ZM154 182H157V183H154ZM176 182H177V185H176ZM237 182V183H236ZM42 182H40V184H41ZM43 183L45 184V183H47L48 184V182H45V181H43ZM42 183V184H43ZM58 183V184H57ZM64 183L66 184H68L70 187H71V191H72V193L70 194V188H69V186L68 185H66V186H64ZM127 183V184H126ZM186 183V184H185ZM193 183V184H192ZM195 183H198V184H196V185H194ZM200 183H202V184H200ZM261 183V184H260ZM46 184V185H47ZM55 184V183H54ZM61 184V185H60ZM106 184H107V186H106ZM143 184H144V186H143ZM169 184V185H168ZM171 184V185H170ZM181 184V185H182ZM39 185V184H38ZM37 185V186H38ZM58 185H60L59 186V190H63V192L62 191H60V192H57L58 191V189H57V186ZM63 185V186H62ZM72 185V186H71ZM162 185H163V187H162ZM198 185V186H199ZM263 185V186H262ZM44 186V185H43ZM47 186V188H49ZM79 186V187H78ZM92 186H94L93 187V189L94 190H92L91 189V187ZM174 186V187H173ZM178 186H180L179 188H176L175 189V187H178ZM185 186V187H184ZM195 186V187H194ZM39 187V186H38ZM41 187V186H40ZM39 187V188H40ZM44 187H46V186H44ZM44 187H42V188H44ZM66 187V188H65ZM75 187V189H73L72 190V188H74ZM134 187V188H133ZM144 187H145V190H144ZM171 187V188H170ZM37 188V187H36ZM38 188V189H39ZM47 188H46V190L44 191V192H46L47 191ZM65 188V189H64ZM78 188H80L79 190H77ZM128 188V189H127ZM129 188H131V189H129ZM150 188V189H149ZM163 188H164V190H163ZM166 188V189H165ZM198 188H200V187H198ZM41 189V188H40ZM66 189H67V192H66ZM140 189V190H139ZM42 190V189H41ZM50 190V189H49ZM48 190V191H49ZM52 190V189H51ZM102 190V191H101ZM142 190V191H141ZM189 190V191H188ZM199 190V189H198ZM197 190V191H198ZM38 191V190H37ZM47 191V192H48ZM66 193H65V192ZM75 191V192H74ZM79 192V193H81V194H77V192ZM105 191V192H104ZM128 191V192H127ZM156 191H157V193L158 194H156ZM191 191H192V193H191ZM196 191V192H197ZM40 194H42V191H38ZM227 193L226 195H225V193ZM39 193H37V195L39 194ZM56 193V194H55ZM58 193H59V195H58ZM68 193V194H67ZM73 193H75V195L73 196ZM84 193V194H83ZM174 193V194H173ZM187 193H189V194H187ZM192 195H191V194ZM39 194V196L38 197H41V195ZM50 194V193H49ZM64 194V195H63ZM91 194V195H90ZM140 194V195H139ZM152 194V195H151ZM52 196H53V194H51ZM76 195H77V197H76ZM149 195V196H148ZM161 195V196H160ZM172 195V196H171ZM225 195V196H224ZM243 195H245V197L243 196ZM64 196V198H61V197H63ZM65 196H69V199H68V197L66 198ZM72 196L73 197H75L74 199H75V201H72L71 200V198H72ZM128 196V197H127ZM143 196V197H142ZM228 196V197H227ZM136 197V198H135ZM140 197V198H139ZM154 197V198H153ZM167 197V198H166ZM42 198V197H41ZM117 198H118V200H117ZM144 198V199H143ZM164 198H165V200H164ZM218 198H221L220 200L218 199ZM39 199V198H38ZM73 199V198H72ZM73 199V200H74ZM135 199V200H134ZM140 199V200H139ZM154 199H155V201H154ZM180 199V198H179ZM42 200V199H41ZM40 200V201H41ZM76 200H78V202H76ZM132 200H134V201H132ZM137 200V201H136ZM147 200V201H146ZM157 200V201H156ZM174 200V201H173ZM226 202H225V201ZM228 200V201H227ZM99 201H101V202H99ZM121 201V202H120ZM151 201V202H150ZM173 201V202H172ZM177 201H179L178 199H177ZM236 201V202H235ZM45 202V201H44ZM48 202V203H47ZM80 202V203H79ZM119 202V203H118ZM138 202L139 203H142L141 204V206L140 205H138ZM145 202V203H144ZM154 202V203H153ZM241 202V203H240ZM52 203V202H51ZM62 203V204H61ZM76 203V204H75ZM90 203V204H89ZM102 203V204H101ZM114 203V204H113ZM115 203L117 204L118 203V208L119 207H121V208H116V206H115ZM129 203H136L135 204V206L134 207H136V210L134 211L133 209L131 210V208H132V206H131V204H129ZM151 203H153V205L151 206ZM174 203H176V202H174ZM208 203H210V204H208ZM236 203V204H235ZM26 204V203H25ZM37 204V205H38ZM66 204V205H67ZM108 204V205H107ZM123 204L124 205H126V207L128 206V208H125V209H128L129 210V207H130V210L131 211H134V212H131V213H133V217L132 216H129V217H127L128 216V214L126 215L125 213H124V211H125V209H124V207L125 206H123ZM129 204V205H128ZM207 204V205H206ZM61 206L58 210H56L57 209V206ZM65 205V204H64ZM79 205H77V206H79ZM111 205H113V206H111ZM120 205V206H119ZM138 205V206H137ZM22 206H23V204H22ZM26 206V205H25ZM71 206V205H70ZM80 206V207H81ZM92 206V208L91 209H95L94 207ZM105 207V209H104V207ZM221 206H222V208H221ZM28 207H26V208H28ZM79 207V209L80 210H82L81 212H82V214H85L83 217H85L86 216V213H83V211L85 210L84 208L85 207H83V208H80ZM114 209H112V208ZM140 207V208H139ZM152 207V208H153ZM157 207V208H156ZM205 207V208H204ZM10 208V207H9ZM23 208H25V207H22V209ZM25 208V209H26ZM56 208V209H55ZM63 210H62V209ZM74 208V207H73ZM122 208H123V210H122ZM147 208V207H146ZM220 208V209H219ZM243 208H244V211H242L243 210ZM52 209H53V211H55V215H53L54 213L53 212H51L52 211ZM65 209V210H66ZM76 209V208H75ZM84 209V210H83ZM99 209V210H98ZM110 209H112L111 210V215H108V213H110V212H108ZM117 209H118V211H117ZM72 210V209H71ZM77 210H78V208H77ZM77 210H75V211H77ZM106 210V211H105ZM206 210H208V209H206ZM222 210V211H221ZM10 211V210H9ZM117 211V212H116ZM203 211V212H202ZM219 211V212H218ZM248 211V212H247ZM0 212V213H1ZM35 212V213H34ZM59 212H60V215H59ZM72 212H73V210H72ZM84 212H86V210L84 211ZM130 212H128L127 211V213H129V215H130ZM139 212V213H138ZM247 212V213H246ZM7 213V214H6ZM52 213V214H51ZM57 213H58V215H57ZM64 213V212H63ZM66 213V212H65ZM115 213V214H114ZM157 213V214H156ZM159 213V214H158ZM243 213V214H244ZM2 214V213H1ZM73 214L74 213H72V217H73ZM79 214V212H77L76 213V215H78ZM81 214V213H80ZM117 214V215H116ZM201 214H199L198 216H200ZM11 215H12V217H11ZM20 215H21V217H22V219L23 218H25V220H24V222L26 221V220H28V223H29V225H28V228L27 229H29V228H35V231H37V232H35L34 233V236L33 235H30V236H33V237H31L32 239H26V238H30V236H28V235H26V234H28V233H30L29 231L31 230V229H29V230H26L25 229V226H26V224H28V223H24V224H20V221L18 220V219H20V220H22L21 219V217H20ZM22 215H24V216H22ZM40 215V216H41ZM135 215V216H134ZM159 215V216H158ZM253 215V216H252ZM17 216V217H16ZM55 216V217H54ZM61 216V217H60ZM107 216H106V220H107ZM117 216V217H116ZM121 216V217H120ZM228 216L229 215H227V217H226V223H225V220L224 221H222V224L224 225V227H223V225H222V227H223V229H224V231H226L229 235H231L232 233H234V231H235V227H234V225H233V222H232V216L230 217L229 216V219H228ZM246 215H244L243 217H245ZM26 217H31L32 219H33V221L35 222H32V220L30 219V218H26ZM60 217V218H59ZM70 217V218H69ZM75 217V216H74ZM79 217H77V218H79ZM102 217V216H101ZM123 217H124V219L125 220H128V223L129 222H131V228H130V230H128L127 229V222L125 221V220H122L123 219ZM241 217V216H240ZM15 218H16V220H15ZM59 218V219H58ZM63 218L64 219H68V221H64V223H62L61 222V220L63 221ZM127 218V219H126ZM9 220V221H7V220ZM35 219V220H34ZM50 219V220H49ZM71 219V220H70ZM87 219V218H86ZM99 219H101V218H99ZM101 219V220H102ZM118 219H120V221L122 222V223H124V224H126V226H124L123 224H121V222L120 221H118ZM134 219V220H133ZM243 219V218H242ZM5 220V221H4ZM13 220V221H12ZM18 220V221H17ZM55 222H54V221ZM58 220V221H57ZM241 220V218H239V221ZM251 220H252V222H251ZM254 220V221H253ZM76 221V220H75ZM78 221V220H77ZM102 221H105V220H102ZM136 221V222H135ZM243 221H245V219H243L242 220V222ZM5 222L7 223L6 224V226H5ZM21 222H23V221H21ZM58 222V223H57ZM71 222V223H70ZM81 222V223H80ZM84 222H85V224H84ZM110 222V221H109ZM138 222V223H137ZM227 222H229V223H227ZM241 222V221H240ZM241 222V223H242ZM249 222H250V224H249ZM10 223V224H9ZM31 223V224H30ZM56 223V224H55ZM60 223H61V226H60ZM73 223L75 224L74 226H73ZM83 223V224H82ZM219 223V222H218ZM217 223V225L216 226H219V224ZM32 224H34L33 226H32ZM77 224V225H76ZM81 224V225H80ZM130 224V223H129ZM10 225V226H9ZM13 225H14V227H13ZM23 226V227H21V226ZM63 225V226H62ZM72 225V226H71ZM80 225V226H79ZM259 225V226H258ZM1 226V227H2ZM7 226H8V228H7ZM34 226H36V227H34ZM42 226V227H41ZM44 226V227H43ZM52 226V225H51ZM51 226H50V229H51ZM60 226V227H59ZM67 226V227H66ZM69 226V227H68ZM86 229H84L83 231H82V229H83V227ZM119 226V227H118ZM130 226V225H129ZM41 227V228H40ZM49 227V226H48ZM62 227V228H61ZM81 227V228H80ZM252 227V226H251ZM20 228H24V230L23 231H28V232H25L26 234V236H28V237H26L25 238V235L24 236H22V238H23V240H22V238H21V235H23V233L24 232H22V229H20ZM36 228H37V230H36ZM43 228V229H42ZM59 228H61L62 230H63V232L59 229ZM64 228H66V229H64ZM114 228V229H115ZM120 228V229H119ZM225 228H226V230H225ZM39 229H40V231H39ZM59 229V230H58ZM68 229V230H67ZM73 230V231H71V230ZM77 229V230H76ZM80 229V230H79ZM20 230H21V232L22 233H20ZM41 230H43V231H41ZM48 231V232H46V231ZM79 230V231H78ZM124 230V231H123ZM252 230H253V235H252ZM8 231L7 232H5L6 234H8ZM17 231L15 232V233H17ZM73 233V235H75L76 233H78L77 235H76V237L74 238L73 236H72V233ZM75 231H77L76 233H75ZM123 231V232H122ZM128 231V232H127ZM139 231H140V234H139ZM250 231V232H249ZM262 231H263V233H262ZM32 232H34V230L32 231ZM32 232H31V234H32ZM232 232V233H231ZM249 232V233H248ZM2 233H4V231H2ZM36 233H38V234H36ZM61 234V235H60ZM68 234H69V237H68ZM71 234V235H70ZM84 234V233H83ZM83 234H80L81 236L83 235ZM20 235V236H19ZM40 235V236H39ZM46 235L44 236L45 238H46ZM49 235V236H50ZM54 235V236H55ZM65 235V234H64ZM253 236L252 238H250L249 239V237L250 236ZM18 236H19V238H18ZM84 236V235H83ZM36 237H39V238H36ZM43 237V238H44ZM48 237V236H47ZM72 237L74 238V239H72ZM136 237V238H135ZM38 239L37 241H36V239ZM69 238V239H70ZM78 239L80 238V237H77ZM76 238V239H77ZM83 238V237H82ZM110 238V237H109ZM17 239H16V241H17ZM50 239V238H49ZM49 239H47L46 238V241H49ZM58 239V238H57ZM56 239V237L54 238V240H56V242L57 241H59V240H57ZM106 239H103L104 241L106 240ZM260 239V240H259ZM25 240V241H24ZM29 240V241H28ZM52 240L53 239H51L50 240V242H52ZM54 240H53V242H54ZM80 240V242H81V244H82V239H79ZM250 240H252V242L250 241ZM62 241V244L64 245L65 244V242H66V244H67V240L64 242L63 240H61ZM61 241H60V244H61ZM69 241V240H68ZM73 241V242H74ZM78 240H76V242H75V246L76 245H79L80 244V242H77ZM84 241H86L85 239H84ZM21 242H22V244H23V242H24V244L22 245L21 244ZM28 242H29V244H28ZM32 242H37V244H35V246H34V244H31ZM40 242H42V244H43V240L42 241H40ZM40 242H39V245H40ZM50 242H49V245H52L53 246V244H50ZM248 242H249V245H248ZM258 242H259V244L261 245V246H257L258 245ZM41 244V245H42ZM45 244L46 245H48L47 244V242H45ZM45 244H43V245H45ZM68 244H69V242H68ZM71 244H72V242H71ZM70 244V245H71ZM84 244H85V242H84ZM84 244H83V246H84ZM32 246V247H29V249H26V248H28L27 246ZM57 245V246H56ZM55 246H53V248L55 249L56 248V253H58L59 254V252H57L58 250H60V249H58L59 247L60 248H62L61 246H63V245H59V244H56ZM86 245V244H85ZM234 244H233V242L230 244V246L231 247H234V248H236L235 246H233ZM59 246V247H58ZM68 245H64L63 246V251L65 252H61V250H60V252L63 254V256L66 254V251L67 250H65V247H67ZM72 246V245H71ZM71 246H70V248H71ZM75 246L73 247L72 246V248L71 249H69V250H72V252L75 254V252H76V254H77V252H78V254L79 255H81V252H83V250L84 251H86L85 249H86V247H84L85 249H83L82 247H80V248H82L83 250L82 251H80L81 249H77V251H75V250H73V248H75ZM82 246V245H81ZM50 246H48L47 248H49ZM58 247V248H57ZM253 247H255V248H253ZM18 248V249H17ZM53 248H52V250H53ZM67 248H69V247H67ZM66 248V249H67ZM76 248H79V246L78 247H76ZM252 248H253V250H252ZM41 249V248H40ZM42 249H44L43 250V252H42V254H45L46 253V247L45 248H42ZM42 249L40 250V251H42ZM49 249H51V248H49ZM49 249H48V251H49ZM58 249V250H57ZM22 250H20V252H23ZM31 250H33V248L31 249ZM30 250V251H31ZM52 250H50L49 252L50 253H48V251H47V254L46 255H48V254H50V255H48L47 257L46 256H44V258L42 259L41 257H40V255L38 256V257H40L41 259H37V260H42V261H45L44 259L45 258H51V260L50 259H46V261L47 262H49L48 260H50L51 262L54 260V262H53V264L56 262L55 261V259H57V254H56V257H54V254L52 253ZM246 250V249H245ZM34 251H36L35 250V248H34ZM39 251V250H38ZM44 251H45V253H44ZM54 251V250H53ZM244 251V250H243ZM25 253H26V251H24V253L23 254H21V253H18V255L21 257V255L22 256H24L25 255ZM31 253H32V251H31ZM34 253H36V252H34ZM73 253H68L67 254V257H69L68 255L69 254H72V255H70L72 258L76 255H74ZM52 254V255H51ZM241 254V253H240ZM243 254H244V252H243ZM256 254L254 255V256H256ZM33 255V254H32ZM59 255H61V254H59ZM74 255V256H73ZM247 256H248V253L246 254ZM31 256V255H30ZM30 256H29V258H30ZM34 256H36L35 254L33 255V257ZM63 256L61 255V257L60 256H58V257H60V260L63 258ZM25 257V260H28L29 261V259H26V258H28V257H26V256H24ZM32 257V256H31ZM65 257H66V255H65ZM65 257L63 258V259H65ZM70 257V259H72ZM240 258H242V255L241 256H239ZM244 257V256H243ZM19 257L17 256V259H18ZM35 259L37 258V257H34ZM134 258V259H133ZM21 259H22V257L21 258H19V260L21 261ZM53 259V260H52ZM61 260V261H64V260ZM130 259L132 260H135V261H131V263H133V264H136L137 263V259L135 258V256L133 255V256H131L130 257ZM241 259H239V261H240ZM31 261H33L32 260V258L30 259V263H31ZM35 261V260H34ZM33 261V262H34ZM45 261V262H46ZM59 262V263H62V262ZM72 261V260H71ZM242 261H244V260H241L240 261V264H243V263H241ZM246 261V260H245ZM25 261H23V263H24ZM33 262H32V264H33ZM21 263H22V261H21ZM26 263V262H25ZM30 263H26V264H30ZM38 263H39V261H38ZM38 263H36V264H38ZM41 263H44V262H41ZM41 263H39V264H41ZM64 263V262H63ZM34 264H35V262H34ZM46 264V263H45ZM57 264H58V259H57ZM264 264V263H263Z\"/></svg>",
  "mask_w": 264,
  "mask_h": 264
}]
</instances>
